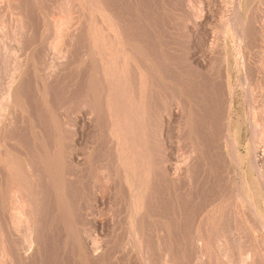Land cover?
I'll list each match as a JSON object with an SVG mask.
<instances>
[{
	"label": "rangeland",
	"instance_id": "374dc122",
	"mask_svg": "<svg viewBox=\"0 0 264 264\" xmlns=\"http://www.w3.org/2000/svg\"><path fill=\"white\" fill-rule=\"evenodd\" d=\"M37 1V2H36ZM55 1V2H54ZM69 2V7H73V11L74 12H78V13H73V17L75 18V20H79L77 21L76 26L80 29L79 35L78 37L75 39V41L73 42L72 48H71V53H70V59L72 61V63H68L73 64L74 65H67V67L65 68V70L61 71L60 73H57L55 77L56 79L54 80V82L52 83V85L50 86L47 85V91H48V96L46 95V97H42V95L40 94V88L38 85V81H40L39 77H41V71H39V69L41 70V68H43V66L46 64V62L49 60L50 61V57L52 58L51 55L46 56L45 53V47L43 46L45 44L44 41V34H45V30L47 29L48 26H52V24H48L50 23V21L52 23H54L55 20H53V18L55 19V17H62L63 12H64V7H67V2ZM76 1V0H75ZM74 0H20L19 1V6L22 4V6H20V10H15L12 11L13 9H9V6L6 2V0H4L3 5L6 7H1L0 9V36L3 38L1 39L0 37V45L2 43L1 46L3 47L2 50L5 51L6 53H4L2 50L1 52V58H0V73L3 76V83L7 84L9 82V80H11V70L12 67L14 66V64H18V63H26L28 64V68L26 69V71L23 73V75L21 76V78L18 80L17 84L18 87L16 89V93L18 94V96L20 97V102L21 105L23 107V113L22 114H18L16 116L17 119V123L12 127V129L7 130L4 133V136H6L8 139V143L9 145L7 146V148L9 150H11V153L13 154L12 157L14 159H22L23 156L25 155L24 153H30L31 149L34 150L39 148L38 146L35 145V143L38 145L40 144V152L43 153L41 155H45L49 157L54 156L55 154L58 156H61V166L63 168L62 173H64L66 175V177L64 178V193L63 195H59L56 198L52 197L51 195L52 192L48 189L49 185L46 184V182L44 183L46 186H44L43 184V188H47V193H45L44 197L47 198L48 194L50 193V198L53 199H49L51 201L48 200V198L45 199H40L39 200V204L40 207L42 208V210L44 211L41 215L40 218H42V224H44V227L42 225L40 231V235H46L45 239L42 240L43 243H41L42 247L40 254H38L37 256V260L35 259L34 261L30 262L29 264H142L144 262H142L141 260V255L139 250H137L136 247H132V245L130 244V236L131 234V227H132V213H131V202H132V195L130 192V188L129 186H126L127 182H124V178H121L119 176H115L116 173V166L115 165V160H110V159H114L113 157H116L115 155H117V153H115L113 150L115 148L114 146V142L110 136V129L111 125H110V119L109 117H107V115L105 116L106 112H101L99 114V120L97 119L98 123L95 125H92L93 119H95L96 115H93L92 118L90 117V113L89 111V107H85L82 108L83 110H80L82 106H80L78 104L83 105V103H86L89 106V103L86 102H93L94 100L99 104L100 101H102V98L95 99L92 100V96L91 94H83V92L85 91V89L87 88L86 85H88L87 83V75L86 72L90 71V66L88 65V67L86 66H82V59L86 57L87 53V49L89 52V47H88V43L89 41H91L92 36H89V30L91 28L94 27H98L101 22L100 18L98 17L97 13L95 15V12L90 11L88 8L85 9L84 11L79 7L80 6V1L77 0L75 2ZM85 1V0H83ZM82 4H86L87 2H83ZM102 6L107 10V12H109V14L112 16L113 20H116L115 23H119L122 35L124 37L125 40V45L130 47H134L136 46L135 49H133V53H134V57L136 58L135 60L137 61V65H138V70L139 72L141 71H145V74L147 76H149L150 78V85H149V94L148 97H145V104H147V107L149 108L147 113H146V122L149 126V134H150V138H151V148L153 150V158H154V162H156L157 164L154 163L155 166V171H154V177L152 179L151 182V188L149 190V197L146 201V208H145V214L144 217H140L143 218L140 219L142 220V224H143V235L144 237H147L146 239V245L148 246L149 249V254H147L148 256V262H150V264H159L160 262L162 264H165L166 262L164 260H166V253L169 252V255H171L172 257L169 259L172 262V264H185L187 261V263L189 264H193L194 261L196 263L197 260H194L197 258L198 254H196V258L194 256V254L196 253V248L195 246L191 245L192 243L188 244L189 240L188 238L184 237V233L187 234L186 232L190 231L191 228H193V226L197 223V221L201 218H209V223L211 220H213L215 218V216L211 219L209 217V213L207 210L210 209V204H212V202L215 204V202H217L216 204L221 205L222 206L224 204H226L227 202L229 205H225L227 206L226 208H228V211H226L224 209V212L227 214L224 215H219L221 216L220 219V223L219 220L214 219L217 221L218 224H220L218 226V229L216 230L217 232L219 231H224L227 230V227L230 225H233L234 221L233 219L231 220V218L228 219L229 215H231V213H229L230 209H232L233 207L231 206H236L238 203L236 202V200L232 199V193L235 190L234 185H232V180L236 181V183H241V179L244 180V176L246 175L248 178V180L250 181V183L252 184L251 186L255 188L256 190V194H255V205H256V211H257V221L256 216L252 215V208L251 207V203L249 204L250 201H245L243 200L242 202H246L245 204H241V207L239 208L240 210H238L237 215L239 214V217H237V220L240 221L237 222L239 224V227H241L240 224H242V226L246 227V230H249V227L247 228L248 224L250 226V228L252 230L251 233L253 236H247V238H251L249 241L247 240L246 237L245 240L243 242H245L246 245H242L243 246V252L241 250H235V248L233 249L234 254L231 255L233 256V258L229 257H220L219 262H218V256L216 257L215 255L213 256L214 258L210 257L209 254L205 255V257H200L199 254V258H201L200 264H232V260L234 259L236 263L237 262V256L239 258V256L241 255L240 253H245L247 252L246 249H249L250 247L252 248L255 244V246L253 248H257L260 250L263 249L262 251L264 252V237L261 235L263 231L260 229L261 227V223L258 225L257 223H259V221L261 222V218H264V192L261 191L262 188H259L260 183H258L259 181H257V178L255 179V174L252 170L249 169L248 162L245 159L246 155L248 153V149H250V144L253 142L252 141V137L254 136V132L252 131V122H251V116L252 114H250V105H248L249 101V93L246 92L244 90V84L245 81L247 84H249L252 89H253V94H252V107L256 108L255 111H260V106H263L264 104V84H262L264 81V0H197L198 2H203L202 4H198L197 1L191 0L192 4H196L195 6H198L197 9V14L199 12V16L197 17V19H193L190 20L192 22H189L187 27L185 28V20L187 19V10L186 7L182 8V6H185L184 1L182 0H173L172 2H175V5H173L172 2H170V0H98ZM180 1V5L177 4ZM194 1V2H193ZM221 1V2H220ZM3 0H0V4L2 5ZM23 2V3H21ZM25 2V3H24ZM33 2V3H32ZM71 2V4H70ZM177 2V3H176ZM196 2V3H195ZM206 2V3H205ZM234 2V3H233ZM262 2V3H261ZM30 3V4H29ZM61 5H60V4ZM64 3V4H63ZM73 3V5H72ZM78 3V5H77ZM170 3V4H169ZM48 4V5H47ZM55 4V5H54ZM106 4V5H105ZM115 4V5H114ZM135 4V5H133ZM214 4V5H213ZM217 4V5H216ZM235 4H237L235 6ZM242 4V5H241ZM257 4V5H256ZM2 5V6H3ZM24 5V6H23ZM59 5V6H58ZM72 5V6H71ZM76 5V6H75ZM133 5V6H132ZM205 7H203V6ZM207 5V6H206ZM242 6V8L240 6ZM260 5H262L260 7ZM31 6V7H30ZM33 6V7H32ZM58 6V8H57ZM64 6V7H63ZM75 6V7H74ZM80 8H78V7ZM106 6V7H105ZM111 8H110V7ZM176 6H181V7H176ZM237 9H241V15L242 17H244L243 19H245V21L248 23H246V25L249 27L245 26V32H249L248 34L250 36H248V34L246 35L247 37H249V41L248 42V38L247 43L246 44H250L252 43L253 47H255L253 49L250 48V50H248L250 46H252L249 44L245 47H241V51L242 54L239 55L238 54V50L240 49L239 47V43L238 41H234L231 40V35H229V31L231 30H227V34L226 37L224 36L225 34L223 33V22L224 21H228L230 20L232 16V13L234 15V12ZM46 9H45V8ZM60 7V8H59ZM62 7V8H61ZM78 9H77V8ZM109 7V8H108ZM172 7V8H170ZM5 8V9H4ZM22 8V9H21ZM28 8V9H27ZM33 8V10H32ZM35 8V9H34ZM75 8V10H74ZM123 8V9H122ZM177 8H182V9H177ZM208 8V9H207ZM257 8V9H256ZM3 9V10H2ZM31 9V10H29ZM37 9V10H36ZM58 9V10H56ZM62 13H61V11ZM185 9V10H183ZM201 9V10H200ZM204 9V10H203ZM233 9V10H232ZM235 9V10H234ZM5 10V11H4ZM36 10V13H34ZM81 10L84 12L81 13ZM177 10V11H176ZM181 10V11H179ZM182 10L184 12H182ZM243 10V11H242ZM4 11V12H3ZM17 11V12H16ZM23 13L21 16L23 17V21L25 22V25L27 26V32L28 33H24V39H23V43L21 42L19 44L20 47H18V43L14 40L15 36L18 37V33H19V29L17 26V19L18 17H20L18 15V12ZM24 11V12H23ZM174 11V12H173ZM176 11V12H175ZM225 11V12H223ZM6 12V13H5ZM10 12V13H9ZM13 12V13H12ZM19 12V13H20ZM40 12V13H39ZM56 12V13H55ZM59 12V13H58ZM113 12V13H112ZM173 12V13H172ZM180 14H179V13ZM186 12V13H185ZM232 12V13H231ZM255 12V13H254ZM9 13V14H8ZM88 15H87V14ZM133 13V14H132ZM135 13V14H134ZM176 13H178L179 15H177ZM183 13V14H182ZM216 13V14H215ZM261 13V15H259ZM3 14V15H2ZM13 14V16H12ZM77 14V15H75ZM127 14V15H126ZM173 14V15H172ZM247 14V15H246ZM251 14V15H250ZM254 14V15H253ZM5 15V16H4ZM15 15V16H14ZM37 15V16H36ZM46 15V16H45ZM84 15V16H83ZM177 15V16H176ZM186 15V16H185ZM226 15V16H225ZM259 15V16H258ZM27 16V18H26ZM30 16V17H29ZM78 16H81L78 18ZM85 16L90 17V19H87V17L85 18ZM128 16V18L126 17ZM132 16V17H131ZM174 16V18H173ZM262 16V17H261ZM3 17V18H2ZM5 17V19H4ZM7 17V18H6ZM12 17V18H11ZM25 17V19H24ZM32 17V19H30ZM37 17V18H36ZM44 18V20L42 18ZM50 20H48L47 19ZM119 17L120 21L117 19ZM123 17V18H122ZM181 20H180V18ZM184 17V18H182ZM186 17V18H185ZM200 17V19H199ZM222 17V18H221ZM228 17V18H227ZM230 17V18H229ZM253 17V18H252ZM260 17V18H258ZM9 18V20H8ZM95 18H97V20H95ZM178 20H177V19ZM251 18V19H250ZM7 19V20H6ZM38 19V22L36 21ZM57 19V18H56ZM86 19V20H85ZM177 21H181V22H176ZM184 19V20H183ZM259 19V20H258ZM4 20V21H3ZM11 20V21H10ZM15 20V21H14ZM49 22H48V21ZM53 20V21H52ZM84 22H83V21ZM100 20V22H99ZM124 22H123V21ZM130 20V21H129ZM134 20V21H133ZM200 21L199 24L197 23V21ZM206 20V21H205ZM261 20V21H260ZM27 21V22H26ZM35 22L34 23H32ZM42 21V22H41ZM46 21V22H45ZM82 21V22H81ZM92 21V23H91ZM131 21L133 22V24L131 23ZM136 21V22H135ZM183 21V22H182ZM195 21V23H194ZM223 21V22H221ZM6 22V23H5ZM29 22V23H28ZM37 22V23H36ZM40 22V23H39ZM97 22V23H96ZM221 22V23H220ZM250 22V23H249ZM4 23V25L2 24ZM9 23V24H8ZM15 23V24H14ZM28 23V24H27ZM39 23V24H38ZM86 23V24H85ZM92 25H91V24ZM121 23V24H120ZM181 23V24H178ZM184 23V25H183ZM263 23V24H262ZM8 24V25H7ZM12 24V25H11ZM31 24V25H30ZM44 26H43V25ZM89 24V25H88ZM99 24V25H98ZM130 24V25H129ZM135 24V25H134ZM191 24H195V28L194 26H192ZM199 26H198V25ZM15 25V27H14ZM170 25V26H169ZM184 27L183 32L180 30L179 28ZM201 25V26H200ZM258 25V26H257ZM3 26V27H2ZM31 26V28H30ZM41 28H40V27ZM43 26V27H42ZM124 26V27H123ZM188 26H192V27H188ZM196 26L198 28H196ZM203 26V27H202ZM7 27V28H6ZM34 27L35 28L34 30ZM91 27V28H90ZM132 27V28H131ZM142 27V28H141ZM173 27V28H172ZM176 27V28H175ZM206 27V28H205ZM248 29H247V28ZM14 28V29H13ZM16 28V29H15ZM82 28V29H81ZM175 28V29H174ZM191 28V30L189 29ZM9 29H11L9 31ZM31 29V31H30ZM37 29V30H36ZM41 29V30H39ZM131 29V30H130ZM134 29V30H132ZM194 29V30H193ZM206 29V30H205ZM250 29V30H249ZM13 30V31H12ZM16 30V31H15ZM87 30V31H86ZM125 30V31H124ZM175 30V31H174ZM180 30V31H178ZM211 30V31H210ZM248 30V31H246ZM259 30V31H258ZM4 31V32H3ZM6 31V32H5ZM8 31V32H7ZM18 31V32H17ZM35 31V32H34ZM130 31V32H129ZM137 31V32H136ZM140 31V32H139ZM187 31V32H186ZM209 31V32H208ZM253 31V32H252ZM255 31V32H254ZM12 32V33H11ZM16 32V33H13ZM31 32V33H30ZM36 32H39L37 35L34 34ZM142 32V33H141ZM192 32V33H190ZM196 32V33H194ZM200 32V33H199ZM203 32V33H202ZM217 32V33H216ZM260 32V33H259ZM130 33V35H129ZM171 33V34H170ZM185 33V34H183ZM204 35H202V34ZM8 34V35H7ZM10 34V35H9ZM15 36H12L14 35ZM41 34V35H39ZM175 34V35H174ZM194 34H196V37L193 36ZM255 38H254V36ZM4 35V36H3ZM33 35V36H32ZM130 37H129V36ZM192 35V36H191ZM200 35V36H199ZM218 35V40L216 38V36ZM229 35V36H228ZM252 35V36H251ZM263 35V36H262ZM8 36V37H7ZM37 36V37H36ZM38 36H41L38 38ZM87 36V38H85ZM133 36V37H132ZM172 36V37H171ZM203 36V37H202ZM207 36V37H206ZM257 36V37H256ZM129 37V38H128ZM140 37V38H139ZM251 37V38H250ZM260 37V38H259ZM263 37V38H262ZM6 38V39H5ZM30 38V39H29ZM34 38H37L38 40L41 38V40H39L40 42H38V40H36L38 43H36L35 40H33ZM84 40H83V39ZM128 38V39H127ZM134 38V39H131ZM192 38V39H191ZM195 38V39H194ZM226 38V40H225ZM262 38V39H261ZM11 41H10V40ZM26 39V40H25ZM136 39V41H135ZM202 39V40H201ZM214 39V40H213ZM260 39V40H259ZM25 40V42H24ZM81 40V41H78ZM87 40V41H86ZM142 40V41H141ZM189 42H188V41ZM195 40V41H194ZM198 40V41H197ZM217 40V41H216ZM231 40V41H230ZM7 41V42H6ZM31 41H34L31 43ZM85 41V42H84ZM202 41V42H201ZM210 41V42H209ZM214 41V42H213ZM225 41V43H224ZM253 41L256 43H253ZM12 42V43H11ZM42 42V43H41ZM79 42V43H78ZM81 42V43H80ZM130 42V43H129ZM133 42V43H132ZM145 42V43H144ZM191 42V43H190ZM194 42V43H193ZM199 42V43H198ZM219 42V43H218ZM246 42V41H245ZM27 43V44H25ZM31 43V44H30ZM76 43V45H75ZM129 43V44H127ZM212 44L213 47H211L210 45ZM218 43V45H217ZM222 43V44H221ZM238 43V44H237ZM260 43V44H259ZM8 44V45H7ZM23 44V45H22ZM33 44V45H32ZM202 44V45H201ZM215 44L217 46H215ZM263 46H262V45ZM4 45V46H3ZM29 45V46H28ZM32 45V46H31ZM35 45V46H34ZM44 51L42 50V47ZM80 45V46H79ZM191 45V46H190ZM223 45V46H222ZM237 45V46H236ZM256 45V46H254ZM0 46V47H1ZM76 46V47H74ZM88 48H87V47ZM144 46V47H143ZM219 46V47H218ZM5 47H8L6 50H9L11 53H13L14 58L10 57V60H6V63L3 61L4 60V55H10L11 53L5 50ZM10 47V48H9ZM27 47V48H26ZM33 47V50H32ZM40 48V50L42 51V53H40V50H38L37 48ZM78 47V48H77ZM209 47V49H208ZM237 47V48H236ZM260 47V48H259ZM12 48L14 49L12 50ZM79 49L80 51L78 52L77 49ZM188 48V49H187ZM190 48V49H189ZM203 50L199 51L200 49ZM218 48V49H217ZM236 48V49H235ZM259 48V49H258ZM11 49V50H10ZM26 49V50H25ZM36 50V55H38V57L40 58V60H42L43 64L41 63V61H37L36 60L39 58H37L35 55V50ZM85 49V50H84ZM212 49V50H211ZM215 49V50H213ZM217 49V50H216ZM238 49V50H237ZM246 49V50H245ZM263 49V50H262ZM182 50V51H181ZM192 50V52L190 51ZM196 50V51H195ZM207 50V51H206ZM211 50V51H210ZM221 50H223V54L221 52ZM227 50V51H226ZM13 51V52H12ZM19 51V52H18ZM32 51V52H31ZM82 51V53H81ZM84 51V52H83ZM191 53H190V52ZM210 51V52H208ZM28 52V53H27ZM74 52V53H73ZM187 52H189L187 54ZM196 52V54H195ZM203 54H202V53ZM207 52V53H206ZM212 52V53H211ZM215 52V53H214ZM218 52V53H217ZM221 54H220V53ZM245 52V53H244ZM257 52V53H256ZM263 54H262V53ZM18 53V54H17ZM27 53V54H26ZM30 53V54H29ZM43 56V54L45 55L44 57L39 56L40 54ZM80 53V54H79ZM86 53V54H85ZM187 55H192V56H197L198 57V63L203 65L205 68L207 65L213 63L212 67L215 65L216 67L213 68L212 71V67L209 69L208 74L207 71L204 73L202 72H197L195 69H193V75L191 74V70L187 71V68L185 67L186 63L184 62V58ZM199 53V54H198ZM201 53V54H200ZM207 55H206V54ZM225 53L227 54V56L225 55ZM174 54V55H173ZM195 54V55H193ZM213 56H211V55ZM217 54V55H216ZM24 55V56H23ZM206 55V56H204ZM219 55V57H218ZM246 55V56H245ZM255 55V56H253ZM257 55V56H256ZM21 56V58H20ZM26 56V57H25ZM27 56L29 57L27 59ZM85 56V57H82ZM200 56H202V58L200 59ZM217 56V57H216ZM223 59H222V57ZM244 56V57H243ZM24 57V58H23ZM36 57V59H35ZM46 57V58H45ZM49 57V58H48ZM206 57V58H205ZM209 57V58H208ZM217 59H216V58ZM227 57V58H226ZM235 57V58H234ZM256 57V58H255ZM35 60H34V59ZM44 58V60H43ZM234 58V59H233ZM238 58V59H237ZM247 60H246V59ZM259 58V59H257ZM262 58V59H261ZM12 59L14 60L12 62ZM21 59V60H20ZM25 59V61H23ZM48 59V60H47ZM79 59V60H77ZM139 59V60H138ZM220 61H219V60ZM262 60V61H257V60ZM21 62H20V61ZM35 62H34V61ZM76 60V61H75ZM194 62L197 60H195V58H193ZM217 60V61H216ZM243 60V61H242ZM250 60V61H249ZM253 60V61H252ZM256 60V62H255ZM11 61V62H10ZM75 61V62H73ZM200 61V62H199ZM210 61V62H209ZM248 61V62H247ZM39 62V66L38 65ZM195 62V63H196ZM225 62V63H224ZM245 62L247 63V65H245ZM262 62V63H260ZM23 63V64H24ZM36 63V64H35ZM96 64V61L94 62ZM219 63V64H218ZM222 63V64H221ZM229 63V64H228ZM233 63V64H232ZM242 63V64H241ZM256 63V64H254ZM31 69H30V65ZM81 64V66H79ZM251 64L250 68L248 67ZM40 65H43L40 67ZM220 65V66H218ZM225 65V66H224ZM228 65V66H226ZM245 65V66H244ZM232 66V67H231ZM247 66V67H246ZM4 67L8 68L9 73L7 75H4ZM33 67V68H32ZM40 67V68H39ZM80 67V68H79ZM83 67V68H82ZM217 67H219L217 69ZM224 67V69L222 68ZM228 67V68H227ZM75 68V69H74ZM85 68V69H84ZM89 68V69H88ZM252 68V69H251ZM33 69V72L31 71ZM83 71H82V70ZM87 69V70H86ZM228 69V70H227ZM249 70V74L248 71ZM256 69V70H255ZM29 70V71H28ZM185 70V71H184ZM215 75H212V72ZM214 70H216L217 72H215ZM254 70V71H253ZM85 71V73H84ZM232 71V72H231ZM254 73H253V72ZM257 74H256V72ZM259 71V72H258ZM30 74H29V73ZM82 72V73H81ZM190 72V73H189ZM195 72H197V74H195ZM211 72V75H210ZM227 72V73H226ZM231 72V73H230ZM252 72V74H251ZM67 73V74H66ZM198 73H200V77L197 76ZM220 73V75H219ZM73 74V75H72ZM77 74V75H76ZM85 75L86 79H82V75ZM191 74V75H190ZM203 74H205L204 76H202ZM221 74H225L224 76ZM257 76H255V75ZM263 74V75H262ZM29 75L33 76L32 78L29 77ZM66 75V76H65ZM207 75V77H206ZM220 77H218V76ZM253 75V76H252ZM79 76V77H76ZM175 76V77H174ZM228 76V77H227ZM248 76V77H247ZM250 76V77H249ZM262 76V77H261ZM24 77V79H23ZM27 77V78H26ZM69 77V78H68ZM84 77V78H85ZM215 77V79H214ZM217 77V78H216ZM226 79H225V78ZM245 77V78H244ZM254 77V78H253ZM38 78V79H37ZM66 78V79H64ZM76 78V79H74ZM193 78V79H192ZM194 78H199L198 81L197 79ZM208 78V80L206 79ZM224 78V79H223ZM246 78H248L247 80H252V81H247ZM260 78V79H259ZM34 79V80H33ZM61 79V80H60ZM64 79V80H63ZM204 79V80H203ZM206 79V80H205ZM216 82H214L213 80ZM218 79V80H217ZM235 79V80H234ZM244 79V80H243ZM253 79L255 80V82L253 81ZM24 82H23V81ZM84 80H86V84L84 82ZM186 80V81H185ZM196 80L198 81V83H196ZM225 80V81H224ZM233 80V81H232ZM243 80V82H242ZM33 81V82H32ZM59 81V82H58ZM64 81V82H63ZM75 81V82H74ZM81 81V82H80ZM184 81V82H183ZM204 81L203 85L201 84ZM209 81V82H208ZM80 82V83H79ZM83 82V83H82ZM135 82L139 85L140 80L137 79L135 80ZM193 82V83H192ZM213 82L215 84H213ZM224 82V83H223ZM23 83V84H22ZM68 83V84H67ZM225 84L226 86H224L223 84ZM244 83V84H243ZM257 88H256V86ZM258 83H261L258 84ZM21 84V85H20ZM60 84V86L57 87V85ZM73 84V85H72ZM83 84V85H81ZM167 84V85H166ZM198 84V85H196ZM213 84V85H212ZM220 86H219V85ZM243 84V85H242ZM56 85V86H55ZM66 85V86H64ZM209 85V86H208ZM212 85V86H211ZM217 85V87H216ZM254 85V86H253ZM262 86V88L260 86ZM37 86V87H36ZM89 86V85H88ZM178 86V87H177ZM195 86V87H193ZM203 86V87H202ZM223 86V88H222ZM229 86V87H228ZM56 87V88H55ZM169 87V88H168ZM183 87V88H182ZM221 87V88H220ZM36 88L38 89V91H36ZM54 88V89H53ZM60 88V89H59ZM179 88V89H177ZM182 88V89H181ZM203 88V89H201ZM208 88V89H207ZM214 88V89H213ZM219 88V89H218ZM232 89V95L234 97V103L233 106L230 108L229 104L230 102H227L229 100L228 97V91L229 89ZM53 89V91H52ZM73 89V90H72ZM76 89V90H74ZM182 90L179 91V90ZM198 89V90H196ZM201 89V91H200ZM205 89V90H204ZM213 89V90H212ZM218 89V90H217ZM256 89V90H255ZM263 91H262V90ZM72 90V92H71ZM79 90V91H78ZM174 91L176 93V96L174 92L171 93L169 91ZM203 90V91H202ZM220 90V91H219ZM68 91V92H67ZM78 91V92H77ZM82 92V96H81V92ZM198 91V92H197ZM212 91V92H210ZM215 91V92H213ZM224 93H221V92ZM78 94H76V93ZM80 92V93H79ZM181 93V95L179 93ZM184 92V93H183ZM204 92V93H203ZM221 94H219V93ZM52 93V94H51ZM199 93V94H198ZM206 93V95H205ZM216 93V94H215ZM248 93V94H247ZM75 94V95H74ZM185 94V95H184ZM190 94V95H189ZM201 94V95H200ZM211 94V96H210ZM224 94H227V97L224 96ZM255 94V96H254ZM263 94V95H262ZM64 95V96H63ZM77 95V96H76ZM181 97H180V96ZM200 95V96H199ZM205 95V96H204ZM209 95V96H207ZM258 95V96H257ZM41 96V97H40ZM52 96V97H51ZM90 96V97H89ZM172 96V97H170ZM177 98H176V97ZM196 96V97H195ZM198 96V97H197ZM208 98H207V97ZM217 96V97H216ZM263 96V97H261ZM76 97H78L77 99H75ZM84 97V98H83ZM169 97V98H168ZM188 97V98H187ZM191 97V98H190ZM214 97V98H213ZM220 97V99L218 98ZM225 97V98H224ZM247 97V98H246ZM37 98V99H36ZM51 98V99H50ZM58 98V99H57ZM179 99L180 101L182 100V102L186 105V111H185V119H187L189 121H184V128L186 126L185 129H187L185 132L183 131L184 128L182 127L183 130H180V132H177L174 127H167V117H166V110L167 107L170 103V101L172 99ZM194 98V99H193ZM196 98V99H195ZM200 98H203L200 100ZM213 98V99H212ZM216 98V99H215ZM71 99V100H70ZM75 99V100H74ZM84 99V100H82ZM167 99V100H166ZM198 99V100H197ZM209 99V100H208ZM213 101H212V100ZM224 102H218V100H221ZM224 99V100H223ZM228 99V100H227ZM254 99V100H253ZM258 99V100H256ZM262 99V100H261ZM50 100V101H49ZM185 100V101H184ZM206 102H205V101ZM211 100V101H210ZM68 101V102H67ZM71 101V102H70ZM79 101V102H78ZM210 105V102H212L210 108L208 107V103ZM249 101V102H248ZM254 101V102H253ZM262 101V102H261ZM61 102V103H60ZM64 102V103H63ZM67 102V104H66ZM95 102V103H96ZM198 102V103H197ZM226 102V103H225ZM62 103L64 104V108L62 106ZM60 104V105H59ZM204 104V105H203ZM207 104V105H206ZM221 104V105H220ZM255 104V105H254ZM262 104V105H261ZM46 105V106H45ZM59 105V107H58ZM66 105V106H65ZM62 106V107H60ZM75 106V108H74ZM188 106V107H187ZM193 106V107H192ZM242 106V107H241ZM56 107V108H55ZM200 107V108H199ZM221 107V108H220ZM225 109H223V108ZM227 107H229L230 109H227ZM260 109H259V108ZM48 108V109H47ZM58 108V112H63L64 114H62V112L60 113L61 115H59L58 113H56L54 111V109L57 111ZM63 108V109H62ZM69 109V114H67V110L65 109ZM216 108V109H213ZM220 108V110H219ZM258 108V109H257ZM52 109V110H51ZM61 109V110H60ZM193 109V110H192ZM212 109V110H211ZM232 109V110H231ZM249 109V110H248ZM80 110V112H79ZM87 110V111H86ZM191 110V111H190ZM211 110V111H209ZM215 110V112H214ZM218 110V111H216ZM225 110V112H224ZM227 110V111H226ZM82 111V112H81ZM203 111V112H202ZM207 111V112H206ZM248 111V112H247ZM49 112V113H48ZM53 112V113H52ZM74 112H76L74 114ZM84 112V113H83ZM209 112V113H208ZM219 114H218V113ZM222 112V113H221ZM227 112V113H226ZM261 112V111H260ZM259 112V115H260ZM80 113V114H79ZM105 113V114H104ZM237 113V114H236ZM252 113V111H251ZM54 114V115H52ZM188 114V115H186ZM211 114V115H210ZM214 114V115H213ZM223 114V116H222ZM248 114V116H247ZM57 115H59L60 118H62V120H60L59 117H57ZM67 115V116H64ZM103 115V116H102ZM203 115V116H202ZM217 115V116H216ZM11 115L8 114L6 116V120L9 121V117ZM54 116V117H53ZM56 116V117H55ZM64 116V117H62ZM216 116V117H215ZM218 116H222L220 117V121H219V117ZM90 119H89V118ZM94 117V118H93ZM102 117L104 118V124L102 123ZM190 117V118H189ZM210 117V118H209ZM213 117V118H212ZM224 117V118H223ZM53 118V119H52ZM56 118V119H55ZM59 118V119H58ZM194 118V119H193ZM198 118V119H197ZM218 119V120H214V119ZM48 119V120H46ZM65 119V120H63ZM89 119V120H88ZM239 119V120H238ZM40 120V121H39ZM52 120V121H51ZM59 120V121H58ZM86 120V121H85ZM107 120L109 122H107ZM213 120V122L211 121ZM224 120V121H223ZM51 121V122H50ZM58 121V122H57ZM62 121L66 124V123H70L71 124V128L69 127L70 124H66L68 125V127H63L62 126ZM66 121V122H65ZM68 121V122H67ZM238 121V122H237ZM46 122V124H44ZM165 122V123H164ZM220 122V123H219ZM228 124L226 125L225 124ZM228 122V123H227ZM230 122V123H229ZM38 123V124H37ZM42 123V124H41ZM57 123V124H56ZM107 123V124H106ZM239 123V124H238ZM41 124V125H40ZM102 124V126H101ZM162 124V126H161ZM192 124V125H191ZM201 124V125H200ZM207 124V126H206ZM214 124V127L213 125ZM250 124V125H249ZM49 125V126H48ZM59 125V126H58ZM85 125V126H84ZM108 126V127H104V126ZM177 125V124H176ZM191 125V128L189 127ZM218 125V126H217ZM220 125V126H219ZM62 126V127H61ZM75 126V127H74ZM91 126V128H90ZM197 126V127H196ZM223 126V127H221ZM236 126V127H235ZM44 127V128H43ZM60 127V128H58ZM74 127V128H73ZM188 127V128H187ZM195 127V128H194ZM200 129H199V128ZM217 127V128H216ZM222 129H220V128ZM231 127V128H228ZM47 128V129H46ZM76 128V129H75ZM85 128V129H84ZM105 128V129H104ZM168 128V129H166ZM171 128V129H170ZM219 128V129H218ZM64 131H63V130ZM71 129V130H70ZM109 131H108V130ZM175 130V131H171V130ZM211 129V130H210ZM225 129V130H224ZM228 129L230 131H228ZM53 130V131H52ZM60 130V131H59ZM108 133H107V131ZM169 130V132H168ZM195 130V131H194ZM55 131V132H54ZM92 131V132H91ZM183 131V132H181ZM213 131V132H212ZM223 132V134H221ZM241 131V132H240ZM253 134H252V132ZM54 132V133H53ZM64 134H63V133ZM95 132V133H94ZM104 132V133H103ZM174 132V133H173ZM188 132V134H187ZM196 132V133H195ZM200 132V134H199ZM218 132V133H217ZM229 132V133H228ZM36 133V135H34ZM39 133L41 135H39ZM59 135H57V134ZM74 133V134H73ZM83 133V134H82ZM178 133L183 134L181 136V139L179 141V143H181V147H182V151L178 152ZM211 133V134H210ZM216 133V134H214ZM220 133V134H219ZM46 134V135H45ZM94 134V135H93ZM106 134V135H104ZM218 134V135H217ZM240 134V135H239ZM90 135V136H89ZM108 135V136H107ZM213 135V136H212ZM220 135V136H219ZM230 135H233L230 136ZM252 135V136H251ZM43 138H41V137ZM47 136V137H46ZM52 136V137H51ZM61 136V138L59 139V137ZM65 136H67L65 138ZM75 136V138H74ZM99 136V138H98ZM218 136V137H217ZM227 136H230L229 138ZM51 137V138H50ZM63 137H64V141H63ZM169 137L171 139H169ZM173 137V138H172ZM175 137V138H174ZM217 139H216V138ZM220 137V138H219ZM223 137V139L221 138ZM38 138V139H37ZM177 138V139H176ZM194 138V139H193ZM198 138V139H197ZM200 138V139H199ZM202 138V139H201ZM228 138L230 139L232 142L234 140V142L237 143L238 147H239V154L238 157L240 160H245V164L243 165V170L242 172H240V174L242 175V177L239 174V169L236 168L235 165H231V167L228 168L229 164L228 160L226 161L225 159H227L226 155V149L222 148L224 146V140ZM233 138V139H232ZM242 138V139H241ZM251 138V139H250ZM256 137H253V139L255 140ZM42 139V140H41ZM46 139V140H45ZM56 139V141H55ZM59 139V141H58ZM93 139V140H92ZM205 139V140H203ZM214 139V140H213ZM32 140V141H31ZM76 140V141H75ZM87 140V141H86ZM91 142H90V141ZM96 140V141H94ZM108 140V141H107ZM110 140V141H109ZM45 141V142H43ZM55 141V142H53ZM61 141V142H60ZM113 143H112V142ZM172 141V142H171ZM252 141V142H251ZM49 142V143H48ZM73 142L75 144H73ZM94 142V143H93ZM210 142V143H209ZM219 142V143H218ZM255 142V141H254ZM45 143V145L43 144ZM72 143V144H71ZM85 143L87 144L85 146ZM113 145H112V144ZM175 143V145H174ZM177 143V145H176ZM222 145H221V144ZM250 143V144H249ZM15 144V145H14ZM32 144V145H31ZM94 144V145H93ZM104 144V145H103ZM106 144V145H105ZM173 144V145H172ZM198 144V145H197ZM200 144V145H199ZM43 145V146H42ZM59 145V146H58ZM166 145V146H165ZM170 145V147H169ZM206 145V146H205ZM209 145V146H208ZM217 145V146H216ZM254 145V144H253ZM12 146V148H11ZM34 146V147H33ZM36 146V147H35ZM54 146V149L52 148ZM59 148H58V147ZM77 146V147H76ZM114 146V147H113ZM165 146V147H164ZM191 146V147H190ZM205 146V147H204ZM103 147V148H102ZM173 147V148H172ZM177 149H175V148ZM208 147V148H207ZM210 147V148H209ZM68 148V149H67ZM75 148V149H74ZM91 148V149H90ZM191 148V149H190ZM206 148V149H205ZM215 148V149H214ZM220 150H219V149ZM15 149V150H14ZM45 151H44V150ZM49 151H48V150ZM78 149V150H77ZM85 149V150H84ZM105 149V150H104ZM192 149H194L196 151L195 157L194 159H192V179L189 182L188 180H185L181 183L178 184H172L169 179L165 176L162 175L163 172L161 170H159L160 168V164L158 162H160L161 160L165 159L164 157H168L174 164L178 163V161L181 158H185L184 156L190 152ZM223 149V151H222ZM253 149V148H251ZM48 152H47V151ZM61 152H58L57 151ZM97 150V151H96ZM175 150V151H174ZM177 150V151H176ZM190 150V151H188ZM199 150V151H198ZM210 150V153H209ZM212 150V151H211ZM225 150V151H224ZM38 151V149H37ZM56 151V153H55ZM77 151V152H76ZM155 151V152H154ZM166 151V152H165ZM39 152V151H38ZM45 152V153H44ZM87 152V154H85ZM158 152V154H157ZM178 152V153H176ZM184 152V153H183ZM219 152V154H218ZM225 152V154H224ZM72 154V158H70L69 155ZM96 153V154H95ZM155 153V154H154ZM183 153V154H182ZM222 153V154H221ZM231 153V152H230ZM40 154V153H39ZM85 154V155H84ZM99 154V155H98ZM106 154V155H105ZM166 154V155H165ZM179 154V155H178ZM182 154V155H181ZM206 154V155H205ZM89 155V156H88ZM97 155V156H96ZM101 155V157H100ZM172 155V156H171ZM178 159H177V157ZM210 155V157H209ZM222 155V156H221ZM78 156V157H77ZM94 156V157H93ZM171 156V157H170ZM223 156L225 158H223ZM84 157V158H83ZM96 157V158H95ZM103 157V158H102ZM112 157V158H111ZM220 157V158H219ZM242 157H244V159H242ZM77 158V159H76ZM101 158V159H100ZM202 158V159H201ZM213 158V159H210ZM71 159V160H69ZM73 159V160H72ZM81 159V161H79ZM84 159V160H83ZM86 159V160H85ZM88 159V161H87ZM225 161H223V160ZM76 160V161H75ZM93 160V161H92ZM97 160V162H96ZM102 160V161H100ZM159 160V161H157ZM194 160V161H193ZM218 160V161H216ZM72 161V162H71ZM79 161V163H78ZM106 161V162H105ZM112 161V162H111ZM183 161V160H182ZM182 161H179L180 163ZM75 162V163H74ZM88 162V163H86ZM162 162V161H161ZM160 162V163H161ZM202 162V163H201ZM227 162V163H224ZM73 163V165L71 164ZM97 163V164H96ZM114 163V165H113ZM212 163V165H211ZM222 165H221V164ZM64 167H63V165ZM74 164H79L80 166H78L80 168L77 169ZM216 164V165H215ZM219 164V165H218ZM225 164V165H224ZM70 165V166H69ZM82 165V166H81ZM94 165V166H93ZM110 165V166H108ZM221 165V166H220ZM74 166V167H73ZM99 166V167H98ZM220 166V167H219ZM225 166V167H223ZM227 166V168H226ZM85 167V171L83 172V168ZM90 167V168H88ZM98 167V168H97ZM107 167V168H106ZM110 167V168H109ZM113 167V168H112ZM217 170L215 172V170ZM101 168V169H100ZM104 168V169H103ZM112 168V169H111ZM199 168V169H198ZM204 168V169H203ZM208 168V169H207ZM233 168V169H232ZM109 169V170H108ZM115 169V170H113ZM194 169V170H193ZM210 169V170H209ZM224 169V170H222ZM227 169V170H226ZM231 169V170H230ZM79 170V172L77 171ZM89 170V171H88ZM108 170V171H107ZM200 170V171H199ZM205 170V171H203ZM209 171V173L207 171ZM219 170V171H218ZM234 170V171H232ZM237 172H236V171ZM67 171H69L67 173ZM73 171L75 172V174H73ZM100 171V172H99ZM228 171V172H227ZM231 171V173H230ZM72 173V175L77 176L76 181H75V177L74 179L73 176L72 178H69L67 175L69 173ZM88 172V173H87ZM111 172L113 175V179L115 177L114 183H110L107 182V178H106V173ZM162 174H161V173ZM198 172V173H197ZM208 174H207V173ZM211 172V173H210ZM214 172V173H213ZM221 172V173H220ZM223 172V173H222ZM114 173V174H113ZM157 173V174H156ZM214 176H212L213 174ZM247 173V174H246ZM250 173V174H249ZM161 174V175H160ZM210 174V175H209ZM216 174V175H215ZM223 174V175H222ZM238 174V175H236ZM84 175V176H83ZM206 175V176H205ZM232 175V176H231ZM254 175V176H253ZM195 176V179H194ZM199 176V178H198ZM235 176V179H234ZM245 176V177H246ZM250 176V177H249ZM68 177V178H67ZM84 177V178H82ZM92 177L96 178V179H92ZM117 177V178H116ZM162 177V178H161ZM209 177V178H208ZM213 179H212V178ZM223 177V178H222ZM227 177V179H226ZM237 177V178H236ZM82 178V179H81ZM205 178V179H204ZM241 178V179H240ZM71 181H69V180ZM81 179V180H80ZM90 179V180H89ZM118 179V180H117ZM165 179V180H164ZM198 181H197V180ZM237 179V180H236ZM240 179V181H239ZM74 180V181H72ZM88 180V181H87ZM92 180V183H91ZM195 180V181H193ZM211 180V181H210ZM90 181V182H89ZM215 181V182H214ZM225 181V182H224ZM229 181V182H228ZM70 182H72L71 184H69ZM74 182V183H73ZM78 182V183H77ZM77 183V184H76ZM105 183V184H104ZM119 183V184H118ZM203 183V185H202ZM214 183V184H213ZM254 183V184H253ZM82 184V185H81ZM92 184V185H91ZM95 186H94V185ZM117 184V185H116ZM125 184V185H124ZM196 184V185H195ZM224 184V185H223ZM99 185V186H98ZM109 185V186H108ZM112 185H114L112 187ZM116 185V186H115ZM206 185V186H205ZM208 185V186H207ZM258 185V186H257ZM105 186V187H104ZM126 187L125 189H123V187ZM189 186V187H188ZM233 186V187H232ZM68 187V189H67ZM111 187V188H110ZM122 187V188H121ZM128 187V188H127ZM223 187V188H222ZM78 188V190H77ZM80 188V189H79ZM104 188V189H103ZM183 188V189H182ZM205 188V189H204ZM211 188V189H210ZM227 188V189H226ZM76 189V191H74ZM109 189V190H108ZM123 189V190H122ZM130 190V192L127 191ZM221 189V190H220ZM226 190L224 192V190ZM259 189V190H258ZM73 190V191H72ZM81 190V191H80ZM97 190V191H96ZM105 190V191H104ZM194 190V191H193ZM209 190V191H208ZM228 190V191H227ZM233 190V191H231ZM254 190V191H255ZM46 191V190H44ZM69 191H71L69 193ZM79 191V193H78ZM94 191V192H93ZM100 193H99V192ZM110 191V192H109ZM117 191V193H116ZM123 191V192H122ZM125 191V192H124ZM211 191V192H210ZM224 193H223V192ZM231 191V192H229ZM74 194H73V193ZM98 192V193H96ZM186 194H185V193ZM222 192V193H221ZM260 192V193H259ZM262 192V193H261ZM3 193V192H2ZM0 192V203L2 202L3 205H0V226L1 228H3L4 230H6V218L7 217V209L9 207V204L6 203V201L3 198V195ZM83 193V194H82ZM130 193V194H129ZM227 193V195H226ZM72 194V195H71ZM77 194V195H76ZM88 194V195H87ZM113 194V196H112ZM119 194V195H117ZM127 194V195H126ZM230 194V195H229ZM47 195V196H46ZM71 195V196H70ZM210 195V196H209ZM214 195H218V198L220 196V201H218L217 196L214 197ZM98 196V197H97ZM193 196V197H192ZM208 196V197H207ZM213 196V198H212ZM225 196L226 199H224L226 202H221L222 201V197ZM258 196V197H257ZM262 196V197H261ZM83 197V198H82ZM118 197V198H117ZM129 197V198H128ZM131 197V198H130ZM228 197V198H227ZM3 198V201H2ZM98 198V199H97ZM151 198V199H150ZM176 198V200H175ZM212 198V199H211ZM55 199V202H54ZM72 199V200H71ZM81 201H80V200ZM128 199V200H127ZM173 199V200H172ZM211 199V201H210ZM232 199V200H229ZM43 200V201H42ZM100 200V201H99ZM118 200V201H117ZM131 200V202H130ZM184 200V201H183ZM205 200V201H204ZM209 200V201H208ZM213 200V201H212ZM217 200V201H216ZM88 201V202H87ZM92 201V202H91ZM112 201V202H111ZM5 202V203H4ZM62 202H66V212L63 211L61 205ZM76 202V203H75ZM111 202V203H110ZM117 202V203H116ZM207 202V204H206ZM1 203V204H2ZM70 203V204H69ZM84 203V204H83ZM185 203V205L183 204ZM193 203V204H192ZM224 203V204H223ZM90 204V205H89ZM111 204V205H110ZM119 204V205H118ZM195 204V205H194ZM204 205V207H202V205ZM210 206H209V205ZM212 204V205H214ZM45 205V206H43ZM55 205V206H54ZM56 205H58L56 207ZM69 205V206H68ZM71 205V206H70ZM73 205V207H72ZM75 205V206H74ZM95 205V206H94ZM182 205V207H181ZM54 206V207H52ZM77 206V207H76ZM85 206V207H84ZM111 206V207H110ZM123 206V207H122ZM185 206V207H184ZM208 208H207V207ZM222 206H219L220 208ZM230 206V208H229ZM245 206V207H244ZM248 206H250L251 208H248ZM49 207V208H48ZM55 207L57 208V210H55ZM76 207V209H74ZM113 207V208H112ZM115 207V208H114ZM177 207V208H176ZM218 207V209H220ZM237 207V206H236ZM242 207L246 208V209H242ZM258 207V208H257ZM2 208V209H1ZM45 210H44V209ZM48 208V209H47ZM52 208V209H50ZM54 208V209H53ZM93 208V209H92ZM205 208V209H203ZM4 209V210H3ZM6 209V210H5ZM71 209V210H70ZM79 209V210H78ZM88 209V210H87ZM97 209V210H96ZM126 209V210H125ZM242 209V210H241ZM249 209V210H248ZM48 210H51L50 212ZM92 210V211H91ZM115 210V212L113 213V211ZM179 210V212H178ZM186 212H185V211ZM191 210V211H190ZM194 210V211H193ZM247 210V211H246ZM251 212H248L250 211ZM48 211V212H47ZM55 211V212H53ZM57 211V212H56ZM61 215V213H63ZM130 211V212H129ZM195 211H198V215L195 213ZM203 211L204 215H203ZM237 211V210H236ZM242 213H240V212ZM77 214H76V213ZM125 212V213H124ZM174 212V213H173ZM185 212V214L183 213ZM231 212V211H230ZM260 212V213H259ZM49 217H48V215ZM51 213V214H50ZM86 215H85V214ZM100 213V214H99ZM206 213H208L209 215H206ZM251 215H249V214ZM46 214V215H45ZM53 214V215H52ZM91 214V215H90ZM113 214V216H112ZM131 214V216H130ZM167 214V215H166ZM174 214V215H173ZM180 214V215H179ZM189 214V215H188ZM222 214V213H221ZM43 215L45 216L43 218ZM72 215V216H71ZM79 215V216H78ZM82 215V216H81ZM128 215V216H127ZM179 215V216H177ZM184 215V216H183ZM188 215V216H186ZM203 215V216H202ZM218 215V214H217ZM243 219H242V217ZM247 215V216H246ZM260 215V216H259ZM47 216V217H46ZM51 216V217H50ZM63 216V217H61ZM76 216H78L76 218ZM109 216V217H108ZM147 216V218H146ZM181 216V217H180ZM186 216V217H185ZM191 216V217H190ZM198 218H197V217ZM200 216V217H199ZM208 216V217H207ZM224 216V217H223ZM68 221H65V219ZM81 217V218H80ZM227 217V218H225ZM245 217V218H244ZM247 217V219H246ZM251 217V218H249ZM255 217V219L253 218ZM259 217V218H258ZM47 218V219H46ZM53 218V219H52ZM73 218V219H72ZM94 218V219H93ZM185 220H184V219ZM193 218V219H192ZM233 218V217H232ZM250 220H249V219ZM58 219V220H57ZM64 219V220H63ZM121 219V220H120ZM130 219H131V224H130ZM188 219V220H187ZM198 219V220H197ZM45 220V222H44ZM73 225H75V227H73ZM80 220V222H79ZM89 220V221H88ZM100 220V221H99ZM103 220V221H102ZM123 220V221H122ZM193 220V221H192ZM197 220V221H196ZM241 220H244L241 222ZM253 220V221H252ZM255 220V222H254ZM47 221V222H46ZM61 223H59V222ZM78 221V222H77ZM97 221V222H96ZM102 221V222H101ZM183 221V223H182ZM208 221V220H207ZM230 221V222H229ZM246 221V223H245ZM109 224H106V223ZM117 222V224L115 223ZM215 222V221H214ZM229 222V223H228ZM241 222V223H240ZM254 222V223H251ZM50 223V224H49ZM82 223V224H81ZM104 223V224H103ZM114 226H111V224ZM180 223V224H179ZM190 223V226H189ZM208 223V222H207ZM207 223L204 225L206 226ZM212 223V221H211ZM222 223V224H221ZM227 223V224H226ZM250 223L254 226H251ZM57 224V226H56ZM145 224V225H144ZM149 224V225H148ZM178 224V225H177ZM188 224V226H186ZM226 226H225V225ZM55 225V226H54ZM87 225V226H86ZM103 225V226H102ZM184 225V226H183ZM67 226V227H66ZM84 226V227H83ZM96 226V227H94ZM111 226V228L108 229V227ZM145 226V227H144ZM174 226V227H173ZM186 226V227H185ZM69 227V230H68ZM107 229H106V228ZM118 227V228H117ZM152 227V228H151ZM190 227V228H189ZM72 228V229H71ZM77 228V229H75ZM84 228V229H83ZM149 228V229H148ZM207 228V227H206ZM205 228V229H206ZM242 228V227H241ZM256 228V229H255ZM258 228V229H257ZM81 229L83 232V236L86 237L89 232L92 233V235H90V237L92 238H99L97 236H101L103 238H99L100 241L101 239H105L107 238L108 241L103 242L101 241L102 247L103 248V254H99L98 257H95V260H92L93 257L90 254H85L81 246V244L84 242L83 236L81 235ZM95 229H98L95 230ZM103 231L101 233V230ZM148 231H147V230ZM153 229V230H152ZM168 229V230H167ZM176 229V230H175ZM180 229V230H179ZM183 229V230H181ZM187 229V230H186ZM190 229V230H189ZM57 230V231H56ZM72 230V231H70ZM76 230V231H75ZM80 230V231H79ZM89 232H88V231ZM105 230V232H104ZM113 230V232H112ZM123 230V231H122ZM150 230V231H149ZM164 230V231H163ZM174 230V231H173ZM247 230V232H248ZM259 230V231H258ZM261 230V231H260ZM49 231V232H48ZM59 231V232H58ZM70 234V237H66V234L68 233ZM93 231V232H92ZM128 231V232H127ZM176 231V233H174ZM61 232H64L61 233ZM81 232V233H80ZM108 232V234L106 233ZM111 232V233H110ZM183 232V233H182ZM260 232V233H258ZM55 233V234H54ZM57 233V234H56ZM66 233V234H65ZM73 233V235H72ZM79 234L78 236L76 235ZM87 234L86 236L84 235ZM97 233V234H96ZM99 233V234H98ZM155 233V234H154ZM174 233V234H173ZM258 233V234H257ZM62 234V236H61ZM94 234V235H93ZM101 234V235H100ZM108 236H107V235ZM176 234H179V236H174ZM211 233H208V235ZM261 234V235H259ZM41 237H44V236ZM57 235V236H56ZM105 235L107 236L105 238ZM125 235V236H124ZM152 235V236H151ZM257 237H256V236ZM49 236V237H48ZM61 236V238L59 237ZM73 236V237H72ZM110 236V237H109ZM113 236V237H112ZM63 237V238H62ZM65 237V238H64ZM79 237V239H78ZM150 237V238H149ZM156 237V239H155ZM179 237V239H178ZM253 237L255 239H253ZM52 238V239H51ZM58 238V239H57ZM185 238V239H184ZM76 239V240H75ZM78 239V240H77ZM110 239V240H109ZM187 239V240H186ZM257 239V240H256ZM62 242H61V241ZM72 240H75V242H73ZM112 240V242H111ZM123 240V241H122ZM149 240V243H148ZM175 240V241H174ZM182 240V242H181ZM260 240V241H258ZM123 243H122V242ZM152 241V242H151ZM157 241V242H156ZM185 241V242H184ZM229 239L227 240L228 245L233 248L234 245H232L233 243L230 241ZM252 241V243H251ZM254 241V242H253ZM256 241V242H255ZM107 242V243H106ZM109 242V243H108ZM162 242V244H161ZM188 242V243H187ZM259 244H258V243ZM263 242V243H262ZM50 243V244H49ZM67 243V244H66ZM182 243V244H181ZM231 243V244H230ZM47 244V245H46ZM49 244V245H48ZM53 244V245H52ZM64 244V245H63ZM119 244V245H118ZM129 246H128V245ZM150 244V246H149ZM153 244V245H152ZM184 244V245H183ZM188 244V247H187ZM70 245V246H69ZM106 245V246H105ZM152 245V246H151ZM181 245V246H180ZM251 245V246H250ZM262 245V246H260ZM44 246V247H43ZM49 246V248L47 249V247ZM57 246V247H56ZM65 246V247H64ZM121 246V247H120ZM180 248H179V247ZM233 246V247H232ZM236 246H238V244L236 243ZM248 246V247H247ZM111 247V248H110ZM190 247H192V249H190ZM46 248V249H45ZM63 248V249H62ZM68 248L70 250H68ZM125 248V249H124ZM134 248V250H133ZM170 248V249H169ZM188 248V250H186ZM194 248V249H193ZM53 249V250H52ZM77 249V251H76ZM79 249V250H78ZM111 249V250H110ZM122 249V250H121ZM238 249V248H237ZM44 250V251H43ZM46 250V251H45ZM50 250V251H49ZM58 250V252H57ZM68 250V251H67ZM74 250V252L72 251ZM117 254H116V252ZM169 250V251H168ZM193 250V251H191ZM235 250V251H234ZM245 250V251H244ZM55 251V252H54ZM114 251V252H113ZM166 251V253L164 252ZM175 251V252H174ZM187 251V252H186ZM189 251V252H188ZM191 251V252H190ZM241 251V252H240ZM45 252V253H44ZM67 252V253H65ZM70 252V255L69 253ZM72 252V253H71ZM112 252V253H111ZM152 252V253H151ZM156 252V253H155ZM48 253V254H47ZM52 253V255L50 254ZM59 253V254H58ZM62 253V254H61ZM76 256H75V254ZM115 253V254H114ZM129 253V254H128ZM191 253V254H190ZM47 254L49 260H52V256H53V260L49 262V260L47 259V256H45ZM73 254V255H72ZM108 254V255H107ZM128 254V255H127ZM152 254V255H151ZM165 254V256H164ZM178 256H176V255ZM187 254V255H186ZM236 254V255H235ZM240 254V255H237ZM51 255V256H50ZM67 255V256H66ZM83 255V256H82ZM89 255V256H88ZM104 255V256H103ZM71 256V258H70ZM74 256V257H73ZM106 256V257H105ZM127 256V257H126ZM138 256V257H137ZM186 256V257H185ZM90 257V258H89ZM111 259H110V258ZM114 257V259H113ZM137 257V258H136ZM179 257V258H177ZM191 259H190V258ZM193 257V258H192ZM70 258V259H69ZM152 258V259H150ZM173 258V259H172ZM189 258V259H188ZM212 258V259H211ZM217 258V259H216ZM229 258V259H227ZM42 259H46V260H42ZM59 259V260H58ZM65 259V260H64ZM91 259V260H90ZM109 259V260H108ZM122 259V260H121ZM162 259V260H161ZM164 259V260H163ZM180 259V260H179ZM204 259V260H203ZM217 260L216 261L214 260ZM42 260V261H41ZM48 260V261H47ZM63 260V262H62ZM73 260L72 263H69ZM124 260V261H123ZM159 260V261H158ZM190 260V261H189ZM194 260V261H193ZM221 260V261H220ZM40 263H39V262ZM47 261V262H45ZM69 261V262H68ZM84 261V262H83ZM101 261V262H100ZM192 261V262H191ZM38 262V263H37ZM56 262V263H55ZM68 262V263H67ZM92 262V263H91ZM135 262V263H134ZM156 262V263H155ZM165 262V263H164ZM213 262V263H212ZM160 263V264H161ZM186 263V264H187ZM194 263V264H195ZM17 264V263H16ZM259 264V262H258Z\"/></svg>",
	"mask_w": 264,
	"mask_h": 264
},
{
	"label": "bare ground",
	"instance_id": "6f19581e",
	"mask_svg": "<svg viewBox=\"0 0 264 264\" xmlns=\"http://www.w3.org/2000/svg\"><path fill=\"white\" fill-rule=\"evenodd\" d=\"M2 1V0H1ZM19 1L20 0H6V2H7V4H8V6H9V9H13L12 11H14V13H15V10L14 9H18V10H20V6H22V4L19 6ZM22 1V0H21ZM24 1V0H23ZM58 1V0H57ZM61 1V0H60ZM71 1V0H70ZM75 1V0H74ZM77 1V0H76ZM75 1V2H76ZM80 1V6L78 5V3H77V5L84 11L85 9H89L90 11H93V12H95V15H96V13H97V15H98V17L100 18V20H101V22H100V20H99V22H100V24L101 25H99L98 27H94L93 26V28H91L88 32H89V36H92V39H91V41H89V43H88V47H89V52H87L88 51V49H87V51H86V53H87V55H86V57L85 56H82V57H85V58H83L82 59V66H85V68H86V66L88 67V65L90 66V71H89V73H88V71L86 72V75H87V83H88V85H86L87 86V88L85 89V91L83 92V94L85 93V94H91V96H92V100H94V98L95 99H98V97L99 98H102V101H100V103L98 104L95 100L93 101V102H89V101H87L86 100V102H88L89 103V106L86 104V103H83V105H81V104H78L79 105V108H80V106H82L81 107V109L80 110H83L84 111V109H82V108H85V107H89L88 109H89V113L91 114L90 115V117L92 118V116L93 115H96V117H95V119H93V121H95V122H92V125H94V123H95V125L98 123V121H97V119L99 120V114L103 111V112H106V114H105V116L107 115V117H109V119H110V125H111V128H108V129H110V136H111V138H112V140H113V144H114V146H115V148L113 149V150H115L114 152L115 153H117V155H115V156H117L116 157V159H115V157H113L114 159H110V160H115L116 162H115V165H114V163H113V165L114 166H116V172H114V173H116L115 174V176H119L120 177V175H121V178H124L123 180H124V182L127 184L126 186H129V188H130V190H131V192H130V190H128L127 189V191L128 192H130L132 195H129V196H132V202H131V200H130V202H131V204H130V206H131V213H132V216H131V214H130V216L132 217L131 219H132V227H131V236H130V244L132 245V247H136L137 248V250H139V252H140V254H142L141 255V260H142V262H144V263H142V264H150V262H148L149 260V258H148V256H147V254H149V249L150 248H148V246L145 244L147 241V237H144V235H143V224H142V220H143V218H140V217H144V215H147L148 216V214H145V208L147 207L146 206V201H147V199H148V197H149V190H150V188H151V182H152V179H153V177H154V171H155V166H154V163L155 164H157L156 162H154V158H153V150H152V148H151V138H150V134H149V126H148V124H147V122H146V113H147V111H148V107H147V104H145V97H148V94H149V92H150V88H149V85H150V78H149V76H147L146 74H145V71L143 72V71H141V72H139V70H138V65H137V61L135 60L136 58L134 57V53H133V49H135L136 48V46H134V47H131V44H130V47H128V46H126L125 44V40H124V37H123V35H122V32H121V29H120V26H119V23H115L116 22V20H113V18H112V16L109 14V12H107V10L102 6V4L98 1V0H85L87 3L86 4H82V1L83 0H79ZM85 1H83V2H85ZM124 1V0H123ZM126 1V0H125ZM173 0H170V2H172ZM182 1V0H181ZM184 1V0H183ZM194 1H197V0H194ZM193 1V2H194ZM199 1V0H198ZM197 1V2H198ZM201 1V0H200ZM227 1V0H226ZM229 1V0H228ZM236 1V0H235ZM260 1V0H259ZM5 2V3H6ZM37 2V1H36ZM55 2V1H54ZM62 2H63V0H62ZM64 2H65V0H64ZM67 2V1H66ZM203 2H204V0H203ZM203 2H198V4L200 3V4H202ZM221 2V1H220ZM2 3V5H3V3H4V0H3V2H1ZM4 3V4H5ZM21 3H23V2H21ZM25 3V2H24ZM33 3V2H32ZM173 3V5H175V2H172ZM177 3V2H176ZM196 3V2H195ZM206 3V2H205ZM234 3V2H233ZM262 3V2H261ZM264 3V2H263ZM30 4V3H29ZM60 4V3H59ZM64 4V3H63ZM70 4H71V2H70ZM170 4V3H169ZM177 4H179L180 5V1H179V3H177ZM184 4H185V6H182V8L184 7H186V10H187V14H188V16H187V19L185 20V28L187 27V25H188V23L189 22H192V21H190V20H193V19H197V17L199 16L198 14H199V12H198V14H197V9H198V6H195V5H197V3L194 5V4H192V2H191V0H185L184 1ZM1 4H0V6L1 7H5L4 5L2 6ZM48 5V4H47ZM55 5V4H54ZM61 5V4H60ZM69 5V2H67V7L65 6H63L65 9H64V12H63V15H62V17L60 16V17H55V19L53 18V20H55L54 21V23H52L49 19H48V17H47V19L50 21V23H48V24H52V26H48L47 27V29L45 30L46 32H45V34L43 35L44 36V41H45V44L43 45L45 48V53H46V56H48V55H51L52 56V58L50 57V61L48 60L47 62H46V64L43 66V65H40V67L41 66H43V68H41V70L39 69V71H41V77H39L40 79V81H38V85H39V88H40V91H41V95H42V97H46V95L48 96L49 94H48V91H47V85H49L50 83V86L52 85V83L54 82V80L56 79L55 77H58V76H56L57 75V73H60L61 71H63V70H65V68L67 67V65H69L68 63H72V61H71V59H70V62H68L69 61V58H70V53H71V48H72V45H73V42L75 41V39L78 37V35H79V32H80V29L76 26V24H77V21H79L78 19L77 20H75V18H76V16H75V18L73 17V13H78V12H74L73 11V7H69L68 6ZM72 5H73V3H72ZM71 5V6H72ZM106 5V4H105ZM115 5V4H114ZM133 5H135V4H133ZM132 5V6H133ZM214 5V4H213ZM217 5V4H216ZM237 4H235V6H236ZM242 5V4H241ZM257 5V4H256ZM24 6V5H23ZM59 6V5H58ZM58 6H57V8H58ZM76 6V5H75ZM74 6V7H75ZM77 6V7H78ZM203 6V5H202ZM207 6V5H206ZM234 6V8H236V11L234 12V15H233V13H232V16L233 17H229L230 18V20H228V21H221V22H223V33L225 34H227V32L229 31V30H231V31H229L230 33H229V35H231V40H234V41H238V45H239V47H240V49L238 50L239 52H238V54L239 55H241L242 54V51H241V47H244V45H245V43H247V38H248V42L249 41H251V40H249V37H247L246 35L249 33V32H245V26H247L246 25V21H245V19H243L244 17H242V15H241V9H239L240 7L242 8V6H240L238 9H237V7H235ZM262 5H260V7H261ZM1 7H0V9H1ZM31 7V6H30ZM33 7V6H32ZM76 7V8H77ZM78 7V8H79ZM106 7V6H105ZM110 7V6H109ZM108 7V8H109ZM176 7H181V6H176ZM204 7V6H203ZM6 8V7H5ZM4 8V9H5ZM45 8V7H44ZM60 8V7H59ZM62 8V7H61ZM77 8V9H78ZM79 8V9H80ZM111 8V7H110ZM170 8H172V7H170ZM182 8H177V9H182ZM205 8V7H204ZM22 9V8H21ZM28 9V8H27ZM35 9V8H34ZM46 9V8H45ZM123 9V8H122ZM208 9V8H207ZM257 9V8H256ZM3 10V9H2ZM29 10H31V9H29ZM32 10H33V8H32ZM37 10V9H36ZM36 10H35V12L34 13H36ZM56 10H58V9H56ZM74 10H75V8H74ZM81 10V13L83 12ZM183 10H185V9H183ZM182 10V12H184ZM201 10V9H200ZM204 10V9H203ZM233 10V9H232ZM235 10V9H234ZM5 11V10H4ZM3 11V12H4ZM60 11H61V9H60ZM76 11V10H75ZM177 11V10H176ZM175 11V12H176ZM179 11H181V10H179ZM243 11V10H242ZM1 12V11H0ZM17 12V11H16ZM20 12V11H19ZM18 12V15L20 16V17H18V19H17V26H18V29H19V33H18V37H16L15 36V34L14 35H12V36H15L14 38V40L18 43L17 45H18V47H20L19 46V44L22 42L23 43V39H24V37L25 36H27V35H25L24 36V33H28L26 30H27V26L25 25V22L22 20L23 19V17L21 16L23 13H19ZM24 12V11H23ZM174 12V11H173ZM172 12V13H173ZM223 12H225V11H223ZM264 12V11H263ZM6 13V12H5ZM10 13V12H9ZM8 13V14H9ZM13 13V12H12ZM40 13V12H39ZM56 13V12H55ZM59 13V12H58ZM61 13H62V11H61ZM84 13V12H83ZM82 13V14H83ZM113 13V12H112ZM179 13V12H178ZM178 13H176L177 15H179ZM186 13V12H185ZM255 13V12H254ZM87 14V13H86ZM133 14V13H132ZM135 14V13H134ZM183 14V13H182ZM216 14V13H215ZM3 15V14H2ZM75 15H77V14H75ZM88 15V14H87ZM127 15V14H126ZM173 15V14H172ZM176 15V16H177ZM247 15V14H246ZM251 15V14H250ZM254 15V14H253ZM259 15H261V13L259 14ZM258 15V16H259ZM5 16V15H4ZM12 16H13V14H12ZM15 16V15H14ZM37 16V15H36ZM46 16V15H45ZM84 16V15H83ZM186 16V15H185ZM226 16V15H225ZM1 17V16H0ZM30 17V16H29ZM79 17H81V16H78V18ZM87 16H85V18H86ZM127 18H128V16H126ZM132 17V16H131ZM262 17V16H261ZM3 18V17H2ZM7 18V17H6ZM12 18V17H11ZM26 18H27V16H26ZM37 18V17H36ZM42 18V17H41ZM57 18V19H56ZM123 18V17H122ZM173 18H174V16H173ZM180 18V17H179ZM182 18H184V17H182ZM186 18V17H185ZM222 18V17H221ZM228 18V17H227ZM253 18V17H252ZM258 18H260V17H258ZM4 19H5V17H4ZM24 19H25V17H24ZM30 19H32V17L30 18ZM43 20H44V18H42ZM80 19V18H79ZM87 19H90V17H87ZM119 21H120V19H119V17L117 18ZM177 19V18H176ZM175 19V20H176ZM199 19H200V17H199ZM251 19V18H250ZM1 20V19H0ZM7 20V19H6ZM8 20H9V18H8ZM47 20V21H48ZM52 20V21H53ZM86 20V19H85ZM95 20H97V18H95ZM178 20V19H177ZM176 20V22H181V21H177ZM180 20H181V18H180ZM184 20V19H183ZM259 20V19H258ZM4 21V20H3ZM11 21V20H10ZM15 21V20H14ZM37 22H38V19L36 20ZM48 21V22H49ZM83 21V20H82ZM81 21V22H82ZM115 21V22H114ZM123 21V20H122ZM130 21V20H129ZM134 21V20H133ZM201 21V20H200ZM199 20L197 21V23L199 24V22H200ZM206 21V20H205ZM261 21V20H260ZM1 22V21H0ZM27 22V21H26ZM36 22V23H37ZM42 22V21H41ZM46 22V21H45ZM84 22V21H83ZM124 22V21H123ZM136 22V21H135ZM183 22V21H182ZM220 22V23H221ZM6 23V22H5ZM29 23V22H28ZM27 23V24H28ZM32 23H34L35 24V22H33L32 21ZM40 23V22H39ZM38 23V24H39ZM91 23H92V21H91ZM90 23V24H91ZM97 23V22H96ZM131 23L133 24V22L131 21ZM184 23H183V25H184ZM194 23H195V21H194ZM250 23V22H249ZM264 23V22H263ZM262 23V24H263ZM3 25H4V23H2ZM9 24V23H8ZM7 24V25H8ZM15 24V23H14ZM86 24V23H85ZM121 24V23H120ZM178 24H181V23H178ZM197 24V25H198ZM248 24V23H247ZM12 25V24H11ZM31 25V24H30ZM43 25V24H42ZM45 25V24H44ZM43 25V26H44ZM89 25V24H88ZM92 25V24H91ZM130 25V24H129ZM135 25V24H134ZM182 25V24H181ZM192 26H194L193 24H191ZM250 25V24H249ZM249 25L247 26V27H249ZM42 26V27H43ZM170 26V25H169ZM192 26H188V27H192ZM199 26V25H198ZM201 26V25H200ZM258 26V25H257ZM3 27V26H2ZM4 27H5V25H4ZM14 27H15V25H14ZM40 27V26H39ZM124 27V26H123ZM203 27V26H202ZM246 27V28H247ZM7 28V27H6ZM30 28H31V26H30ZM35 28H37V27H34V30H35ZM41 28V27H40ZM132 28V27H131ZM142 28V27H141ZM173 28V27H172ZM176 28V27H175ZM174 28V29H175ZM179 28H180V25H179ZM184 28V27H183ZM182 27L180 28V30L181 29H183ZM193 28V27H192ZM194 28H195V26H194ZM196 28H198L197 26H196ZM206 28V27H205ZM1 29V28H0ZM14 29V28H13ZM16 29V28H15ZM82 29V28H81ZM190 30H191V28H189ZM248 29V28H247ZM2 30V29H1ZM11 29H9V31H10ZM37 30V29H36ZM39 30H41V29H39ZM131 30V29H130ZM132 30H134V29H132ZM180 30H178V31H180ZM183 30H185V29H183ZM183 30H181L182 32H183ZM194 30V29H193ZM206 30V29H205ZM228 30V31H227ZM250 30V29H249ZM13 31V30H12ZM16 31V30H15ZM30 31H31V29H30ZM87 31V30H86ZM125 31V30H124ZM175 31V30H174ZM211 31V30H210ZM246 31H248V30H246ZM259 31V30H258ZM4 32V31H3ZM6 32V31H5ZM8 32V31H7ZM18 32V31H17ZM35 32V31H34ZM130 32V31H129ZM137 32V31H136ZM140 32V31H139ZM187 32V31H186ZM209 32V31H208ZM253 32V31H252ZM255 32V31H254ZM12 33V32H11ZM13 33H16V32H13ZM31 33V32H30ZM39 32H36V33H34V34H38ZM142 33V32H141ZM190 33H192V32H190ZM194 33H196V32H194ZM200 33V32H199ZM203 33V32H202ZM201 33V34H202ZM217 33V32H216ZM260 33V32H259ZM171 34V33H170ZM183 34H185V33H183ZM226 34L224 35L225 37H226ZM8 35V34H7ZM10 35V34H9ZM39 35H41V34H39ZM129 35H130V33H129ZM128 35V36H129ZM175 35V34H174ZM186 35V34H185ZM203 35V34H202ZM228 35V36H229ZM264 35V34H263ZM262 35V36H263ZM2 36V35H1ZM0 36V37H1ZM4 36V35H3ZM33 36V35H32ZM192 36V35H191ZM193 36H195L196 37V34H194ZM200 36V35H199ZM204 36V35H203ZM202 36V37H203ZM248 36H250L249 34H248ZM252 36V35H251ZM253 36H254V34H253ZM8 37V36H7ZM37 37V36H36ZM39 37H41V36H38V38ZM130 37V36H129ZM128 37V38H129ZM133 37V36H132ZM172 37V36H171ZM207 37V36H206ZM218 37V35L216 36V38ZM247 37V38H246ZM257 37V36H256ZM79 38V37H78ZM85 38H87V36L85 37ZM127 38V39H128ZM140 38V37H139ZM251 38V37H250ZM254 38H255V36H254ZM260 38V37H259ZM263 38V37H262ZM261 38V39H262ZM1 39H3L2 37H1ZM6 39V38H5ZM30 39V38H29ZM83 39V38H82ZM131 39H134V38H131ZM192 39V38H191ZM195 39V38H194ZM256 39V38H255ZM264 39V38H263ZM10 40V39H9ZM26 40V39H25ZM25 40H24V42H25ZM33 40H38L37 38H34ZM39 40H41V38L39 39ZM38 40V42H40ZM43 40V39H42ZM41 40V41H42ZM84 40V39H83ZM202 40V39H201ZM214 40V39H213ZM217 40H218V38H217ZM216 40V41H217ZM225 40H226V38H225ZM230 40V41H231ZM260 40V39H259ZM11 41V40H10ZM78 41H81V40H78ZM87 41V40H86ZM135 41H136V39H135ZM142 41V40H141ZM188 41V40H187ZM190 41V40H189ZM188 41V42H189ZM195 41V40H194ZM198 41V40H197ZM246 41V42H245ZM7 42V41H6ZM32 42H34V41H31V43ZM37 41H36V43H38ZM43 42V41H42ZM41 42V43H42ZM85 42V41H84ZM202 42V41H201ZM210 42V41H209ZM214 42V41H213ZM12 43V42H11ZM30 43V44H31ZM79 43V42H78ZM81 43V42H80ZM130 43V42H129ZM129 43H127V44H129ZM133 43V42H132ZM145 43V42H144ZM191 43V42H190ZM194 43V42H193ZM199 43V42H198ZM219 43V42H218ZM218 43H217V45H218ZM224 43H225V41H224ZM253 43H256V41L254 42L253 41ZM2 44H4V43H2ZM1 44V45H2ZM25 44H27V43H25ZM38 44H40V43H38ZM222 44V43H221ZM226 44V43H225ZM249 44V43H248ZM248 44H246L245 45V47L244 48H246V46L248 45ZM251 45H252V43H250ZM250 44H249V46H250ZM257 44V43H256ZM260 44V43H259ZM0 45V46H1ZM8 45V44H7ZM23 45V44H22ZM33 45V44H32ZM31 45V46H32ZM75 45H76V43H75ZM202 45V44H201ZM209 45H210V43H209ZM216 44H215V46H217ZM262 45V44H261ZM4 46V45H3ZM29 46V45H28ZM35 46V45H34ZM41 46V45H40ZM43 46H41L42 47V50L44 51V49H43ZM80 46V45H79ZM191 46V45H190ZM211 47H213L212 46V44L210 45ZM223 46V45H222ZM237 46V45H236ZM254 46H256V45H254ZM263 46V45H262ZM74 47H76V46H74ZM87 47V46H86ZM87 47V48H88ZM144 47V46H143ZM219 47V46H218ZM252 47H253V45L252 46H250V47H248L249 49L248 50H250V48L252 49ZM2 46L0 47V58H1V53H6L5 51H3L2 50ZM8 47H5V50L7 49ZM10 48V47H9ZM27 48V47H26ZM78 48V47H77ZM76 48V49H77ZM237 48V47H236ZM235 48V49H236ZM255 47H253V49H254ZM260 48V47H259ZM258 48V49H259ZM14 48H12V50H13ZM38 50H40V48L38 47L37 48ZM188 49V48H187ZM190 49V48H189ZM200 49V48H199ZM208 49H209V47H208ZM218 49V48H217ZM216 49V50H217ZM252 49V50H253ZM1 50L3 51V52H1ZM11 50V49H10ZM26 50V49H25ZM32 50H33V47H32ZM35 50V49H34ZM78 50V52L80 51L79 49H77ZM85 50V49H84ZM202 50H203V48H202ZM201 49L199 50V51H202ZM205 50V49H204ZM203 50V51H204ZM212 50V49H211ZM210 50V51H211ZM213 50H215V49H213ZM246 50V49H245ZM263 50V49H262ZM6 51H8V52H10L9 50H6ZM14 51H15V49H14ZM182 51V50H181ZM191 52H192V50H190ZM189 51V52H190ZM196 51V50H195ZM207 51V50H206ZM210 51H208V52H210ZM223 50H221V52H222ZM227 51V50H226ZM13 52V51H12ZM19 52V51H18ZM32 52V51H31ZM84 52V51H83ZM189 52H187V54L189 53ZM190 52V53H191ZM224 52V51H223ZM223 52H222V54H223ZM11 53V52H10ZM28 53V52H27ZM26 53V54H27ZM40 53H42V51L40 50ZM39 53V54H40ZM74 53V52H73ZM81 53H82V51H81ZM85 53V54H86ZM189 53V54H190ZM202 53V52H201ZM200 53V54H201ZM207 53V52H206ZM205 53V54H206ZM212 53V52H211ZM215 53V52H214ZM218 53V52H217ZM220 53V52H219ZM245 53V52H244ZM257 53V52H256ZM262 53V52H261ZM7 54V53H6ZM18 54V53H17ZM30 54V53H29ZM35 55H33V56H36L37 58H39L38 57V55H36V50H35V53H34ZM80 54V53H79ZM186 54V53H185ZM186 54V56H185V58H184V62L186 63L185 65V67L187 68V71H189V70H191L192 68L193 69H195L197 72H206L207 71V73L206 74H208V72H209V69L212 67V65H213V63H215V62H212L211 61V64H209V65H207L206 66V68L203 66V65H200L199 63H198V57L195 55L196 54V52H195V54H193V55H195V56H190V55H187ZM199 54V53H198ZM203 54V53H202ZM221 54V53H220ZM228 54V53H227ZM227 54L225 53V55L227 56ZM263 54V53H262ZM4 55V62L6 63V60H10V57H12L13 56V53H11L10 55H5V54H3ZM174 55V54H173ZM207 55V54H206ZM206 55H204V56H206ZM211 55V54H210ZM217 55V54H216ZM24 56V55H23ZM39 56H42L41 54L39 55ZM45 55L43 54V56L42 57H44ZM212 56V55H211ZM246 56V55H245ZM253 56H255V55H253ZM257 56V55H256ZM264 56V55H263ZM15 57V56H14ZM14 57H12V58H14ZM26 57V56H25ZM36 57H35V59H36ZM213 57V56H212ZM217 57V56H216ZM215 57V58H216ZM218 57H219V55H218ZM222 57V56H221ZM244 57V56H243ZM20 58H21V56H20ZM24 58V57H23ZM29 57L27 56V59H28ZM41 58V57H40ZM40 58H39V60L37 59L36 60V62L37 61H41V63L43 64V62H42V60H40ZM46 58V57H45ZM49 58V57H48ZM193 58H195V60H197V62L195 63L194 62V60H193ZM202 58V56H200V59ZM206 58V57H205ZM209 58V57H208ZM227 58V57H226ZM235 58V57H234ZM233 58V59H234ZM256 58V57H255ZM34 59V58H33ZM34 59V60H35ZM203 59V58H202ZM217 59V58H216ZM222 59H223V57H222ZM238 59V58H237ZM246 59V58H245ZM257 59H259V58H257ZM262 59V58H261ZM257 60V61H262V60ZM21 60V59H20ZM19 60V61H20ZM33 60V61H34ZM43 60H44V58H43ZM77 60H79V59H77ZM139 60V59H138ZM219 60V59H218ZM221 60V59H220ZM219 60V61H220ZM247 60V59H246ZM14 60L12 59V62H13ZM23 61H25V59L23 60ZM76 61V60H75ZM75 61H73V62H75ZM96 61V64L94 63ZM217 61V60H216ZM243 61V60H242ZM250 61V60H249ZM253 61V60H252ZM11 62V61H10ZM21 62V61H20ZM35 62V61H34ZM39 62H38V65L37 66H39ZM200 62V61H199ZM210 62V61H209ZM248 62V61H247ZM255 62H256V60H255ZM24 63V62H23ZM18 63V64H14V66L12 67V70H11V80H9V82L7 83V84H5V83H3V81H2V79H3V76H2V74L0 73V192L2 193V195H3V198H4V200L6 201V203H8L9 204V207H8V209H7V217L6 218H4V219H6V230H4L3 228H1V226H0V264H29L30 262H32V261H34L36 258H37V256H38V254H40V251H41V248H40V246L42 245L41 243H43V241L42 240H44L45 241V239H42V238H45V236L44 237H41L42 235H40V232H42V231H40V229H41V227H42V225H43V227H44V224H42V218H40L41 217V215H42V213L44 212L43 210H42V208L40 207V202H39V200L40 199H47L48 198V200L49 199H53V198H50V193L48 194V196H47V198L46 197H44V195H45V193H47V188H43L44 186H46L44 183L46 182V184L47 185H49V188L50 189H48V190H50L51 192H52V194L53 195H51L52 197H54V198H56L57 196H59V195H63V193H64V189H65V187H64V178L66 177V175L64 174V173H62V170H63V168H62V166H61V163H60V161H61V156H58V155H54V156H52V157H49V155L48 156H46V154L43 156V155H41V154H43V153H41L40 152V144H36L35 143V145L36 146H38L39 148H37L38 149V151H37V149H35L34 148V150L33 149H31V152L30 153H24L25 155L23 156V158L22 159H14L13 157H12V153H11V150H9L8 148H7V146L9 145V143H8V138L6 137V136H4V133L7 131V130H9V129H12V127L18 122L17 121V119H16V116L18 115V114H22L23 113V107H22V105H21V102L19 101L20 100V97L18 96V94L17 93H19V92H17L16 93V89H17V87H18V84H17V82H18V80L21 78V76L23 75V73L26 71V69L28 68V64H27V62L26 63ZM76 63V62H75ZM225 63V62H224ZM260 63H262V62H260ZM36 64V63H35ZM216 64V63H215ZM219 64V63H218ZM222 64V63H221ZM229 64V63H228ZM233 64V63H232ZM242 64V63H241ZM254 64H256V63H254ZM70 65H74V63L73 64H70ZM70 65H69V68H70ZM245 65H247V63L245 62ZM244 65V66H245ZM31 66H32V64L29 66L30 67V69H31ZM79 66H81V64L79 65ZM218 66H220V65H218ZM225 66V65H224ZM226 66H228V65H226ZM250 66H251V64L248 66L249 68H250ZM39 67V68H40ZM216 66L214 65L213 67H212V71H213V68H215ZM232 67V66H231ZM247 67V66H246ZM33 68V67H32ZM80 68V67H79ZM83 68V67H82ZM84 68V69H85ZM219 67H217V69H218ZM223 69H224V67H222ZM228 68V67H227ZM67 69H68V67H67ZM75 69V68H74ZM83 69V70H84ZM89 69V68H88ZM193 69L191 70L192 72H191V74L193 73ZM252 69V68H251ZM82 70V69H81ZM82 70V71H83ZM87 70V69H86ZM228 70V69H227ZM256 70V69H255ZM29 71V70H28ZM32 72H33V69L31 70ZM185 71V70H184ZM211 71V70H210ZM211 71V72H212ZM215 72H217L216 70H214ZM247 71H248V74H249V70L247 69ZM254 71V70H253ZM252 71V72H253ZM197 72H195V74H197ZM211 72H210V75H211ZM232 72V71H231ZM230 72V73H231ZM252 72H251V74H252ZM256 72V71H255ZM259 72V71H258ZM4 75H7L8 73H9V70H8V68H6V67H4ZM29 73V72H28ZM31 73V72H30ZM29 73V74H30ZM82 73V72H81ZM84 73H85V71H84ZM190 73V72H189ZM227 73V72H226ZM254 73V72H253ZM67 74V73H66ZM190 74V75H191ZM194 74V73H193ZM192 74V75H193ZM216 74V73H215ZM215 74H213V72H212V75H215ZM256 74H257V72H256ZM73 75V74H72ZM77 75V74H76ZM205 74H203L202 76H204ZM219 75H220V73H219ZM221 75H223V74H221ZM225 75V74H224ZM223 75V76H224ZM250 75V74H249ZM255 75V74H254ZM263 75V74H262ZM66 76V75H65ZM82 76H84L85 77V75L83 74ZM197 76H199L200 77V73H198V75ZM218 76V75H217ZM253 76V75H252ZM255 76H257V75H255ZM29 77L30 78H32L33 76L31 75H29ZM76 77H79V76H76ZM84 77H82V79H86V77L84 78ZM175 77V76H174ZM206 77H207V75H206ZM219 77V76H218ZM228 77V76H227ZM248 77V76H247ZM250 77V76H249ZM262 77V76H261ZM27 78V77H26ZM69 78V77H68ZM217 78V77H216ZM220 78V77H219ZM225 78V77H224ZM223 78V79H224ZM245 78V77H244ZM254 78V77H253ZM23 79H24V77H23ZM38 79V78H37ZM64 79H66V78H64ZM63 79V80H64ZM74 79H76V78H74ZM137 79H139L140 80V83H139V85L135 82V80H137ZM193 79V78H192ZM194 79H199V78H194ZM207 80H208V78H206ZM205 79V80H206ZM214 79H215V77H214ZM226 79V78H225ZM248 78H246V80H247ZM260 79V78H259ZM34 80V79H33ZM61 80V79H60ZM67 80V79H66ZM204 80V79H203ZM213 80V79H212ZM218 80V79H217ZM235 80V79H234ZM244 80V79H243ZM243 80H242V82H243ZM23 81V80H22ZM86 80H84V82H85ZM186 81V80H185ZM193 81H196V80H193ZM198 81H200V80H198ZM198 81H196V83H198ZM214 81V80H213ZM225 81V80H224ZM233 81V80H232ZM247 81H252V80H247ZM253 81L255 82V80L253 79ZM24 82V81H23ZM33 82V81H32ZM59 82V81H58ZM64 82V81H63ZM75 82V81H74ZM81 82V81H80ZM79 82V83H80ZM184 82V81H183ZM201 82V81H200ZM199 82V83H200ZM209 82V81H208ZM215 82V81H214ZM213 82V84H215ZM263 83L262 84H264V81H262ZM55 83V82H54ZM83 83V82H82ZM193 83V82H192ZM198 83V84H199ZM203 83H204V81L201 83L202 85H203ZM224 83V82H223ZM222 83V84H223ZM23 84V83H22ZM68 84V83H67ZM85 84H86V82H85ZM198 84H196V85H198ZM212 84V85H213ZM244 84V83H243ZM242 84V85H243ZM258 84H260L261 85V83H258ZM21 85V84H20ZM57 85V84H56ZM55 85V86H56ZM73 85V84H72ZM81 85H83V84H81ZM167 85V84H166ZM211 85V86H212ZM219 85V84H218ZM224 86H226L225 84H223ZM254 85H255V83H254ZM253 85V86H254ZM259 85V86H260ZM58 86H60V84L59 85H57V87ZM64 86H66V85H64ZM84 86V85H83ZM209 86V85H208ZM220 86V85H219ZM244 86V90L246 91V92H248L250 95H249V103H248V105H250V109H251V111H252V113H251V111H250V114H252V116H251V124H252V131L254 132V136L253 137H256L255 138V140L253 139V137H252V143L250 144V147L251 148H253V149H248V153H247V155H246V160H247V162H248V165L245 163V160H240L239 159V157H238V154H239V147H238V145H237V143L236 142H234V140H233V142L230 140V139H228L230 136H232L233 137V135H230V136H227L228 138H226L225 140H224V143H223V145L222 146H224V147H222V148H225L226 149V157H227V159H225L226 161L228 160V163L227 162H224V163H227V164H229V166H228V168L229 167H231V165H235L236 166V168H238L239 169V174H240V172H242V170H243V165H244V163L247 165V166H249V169L250 170H252L253 172H254V174H255V176H257V177H255V179L257 178V181H259L258 183H260V184H258L259 185V188L261 189L262 188V190L261 191H263L264 192V104H263V106H260V111H258V113H257V111H255L256 110V108L254 107H252V105L253 104H251L252 103V94H253V89H252V87L249 85V84H247L246 83V81H245V84L243 85ZM256 86V85H255ZM37 87V86H36ZM178 87V86H177ZM193 87H195V86H193ZM203 87V86H202ZM216 87H217V85H216ZM229 87V86H228ZM261 88H262V86H260ZM264 87V86H263ZM56 88V87H55ZM169 88V87H168ZM183 88V87H182ZM181 88V89H182ZM221 88V87H220ZM222 88H223V86H222ZM256 88H257V86H256ZM54 89V88H53ZM53 89H52V91H53ZM60 89V88H59ZM177 89H179V88H177ZM179 90V91H181L182 92V90ZM201 89H203V88H201ZM201 89H200V91H201ZM208 89V88H207ZM214 89V88H213ZM212 89V90H213ZM219 89V88H218ZM217 89V90H218ZM229 89V88H228ZM258 89V88H257ZM73 90V89H72ZM72 90H71V92H72ZM74 90H76V89H74ZM196 90H198V89H196ZM205 90V89H204ZM256 90V89H255ZM262 90V89H261ZM36 91H38V89L36 88ZM79 91V90H78ZM77 91V92H78ZM169 91V90H168ZM175 91V90H174ZM174 91H172V92H174ZM203 91V90H202ZM220 91V90H219ZM263 91V90H262ZM68 92V91H67ZM81 92V91H80ZM79 92V93H80ZM170 92V95H171V91H169ZM198 92V91H197ZM210 92H212V91H210ZM213 92H215V91H213ZM38 93H39V91H38ZM76 93V92H75ZM175 93V92H174ZM177 93H179V92H177ZM184 93V92H183ZM204 93V92H203ZM219 93V92H218ZM221 93H224L223 91L221 92ZM228 97H227V94L225 95L224 94V96H226L227 98H229V100L227 101V102H230L229 104H227V105H230V108L233 106V103H234V97H233V95H232V89L230 90L229 89V91H228ZM247 93V94H248ZM264 93V92H263ZM52 94V93H51ZM76 94H78V93H76ZM173 94V93H172ZM180 95H181V93H179ZM199 94V93H198ZM216 94V93H215ZM220 94V93H219ZM75 95V94H74ZM175 95H176V93H175ZM179 95V96H180ZM185 95V94H184ZM190 95V94H189ZM201 95V94H200ZM199 95V96H200ZM205 95H206V93H205ZM204 95V96H205ZM221 95V94H220ZM263 95V94H262ZM64 96V95H63ZM77 96V95H76ZM81 96H82V92H81ZM176 96H178V95H176ZM175 96V97H176ZM207 96H209V95H207ZM206 96V97H207ZM210 96H211V94H210ZM254 96H255V94H254ZM258 96V95H257ZM41 97V96H40ZM52 97V96H51ZM90 97V96H89ZM170 97H172V96H170ZM181 97V96H180ZM196 97V96H195ZM198 97V96H197ZM217 97V96H216ZM261 97H263V96H261ZM75 98V97H74ZM78 97H76L75 99H77ZM84 98V97H83ZM169 98V97H168ZM177 98V97H176ZM188 98V97H187ZM191 98V97H190ZM208 98V97H207ZM214 98V97H213ZM212 98V99H213ZM219 99H220V97H218ZM225 98V97H224ZM247 98V97H246ZM37 99V98H36ZM51 99V98H50ZM58 99V98H57ZM74 99V100H75ZM194 99V98H193ZM196 99V98H195ZM201 99H203V98H200V100ZM211 99V100H212ZM216 99V98H215ZM71 100V99H70ZM78 100V99H77ZM82 100H84V99H82ZM167 100V99H166ZM198 100V99H197ZM209 100V99H208ZM210 100V101H211ZM224 100V99H223ZM254 100V99H253ZM256 100H258V99H256ZM262 100V99H261ZM264 100V99H263ZM50 101V100H49ZM185 101V100H184ZM205 101V100H204ZM213 101V100H212ZM221 102L222 101V99L221 100H218V102ZM68 102V101H67ZM67 102H66V104H67ZM71 102V101H70ZM79 102V101H78ZM96 102V103H95ZM206 102V101H205ZM223 102V101H222ZM221 102V103H222ZM254 102V101H253ZM262 102V101H261ZM264 102V101H263ZM61 103V102H60ZM64 103V102H63ZM62 103V106L64 105ZM198 103V102H197ZM207 103H208V101H207ZM224 103V102H223ZM226 103V102H225ZM211 104H212V102H210V105H209V103H208V107L210 108V106H211ZM60 105V104H59ZM59 105H58V107H59ZM187 105V104H186ZM186 105L182 102V100L180 101L179 99H172L171 101H170V103H169V105H168V107H167V110H166V117H167V127L169 126V127H174V129L177 131V132H180V130H183L182 129V127L184 128V121L186 120V121H188L187 119H185V111L187 110L186 109ZM204 105V104H203ZM207 105V104H206ZM221 105V104H220ZM255 105V104H254ZM262 105V104H261ZM46 106V105H45ZM62 106H60V107H62ZM66 106V105H65ZM188 107V106H187ZM193 107V106H192ZM242 107V106H241ZM56 108V107H55ZM63 108H64V106H63ZM62 108V109H63ZM74 108H75V106H74ZM200 108V107H199ZM221 108V107H220ZM220 108H219V110H220ZM223 108V107H222ZM229 107H227V109H230ZM257 108V109H258ZM48 109V108H47ZM66 110H67V114H69V109H67V108H65ZM213 109H216V108H213ZM223 109H225V108H223ZM52 110V109H51ZM61 110V109H60ZM80 110H79V112H80ZM193 110V109H192ZM212 110V109H211ZM211 110H209V111H211ZM232 110V109H231ZM249 110V109H248ZM54 111L56 112V113H58L59 115H61L60 113L62 112H58V108H57V111L54 109ZM87 111V110H86ZM191 111V110H190ZM216 111H218V110H216ZM227 111V110H226ZM63 112H65V111H63ZM62 112V114H64ZM82 112V111H81ZM203 112V111H202ZM207 112V111H206ZM214 112H215V110H214ZM219 112V111H218ZM217 112V113H218ZM224 112H225V110H224ZM248 112V111H247ZM259 112H260V115H259ZM49 113V112H48ZM53 113V112H52ZM76 112H74V114H75ZM84 113V112H83ZM209 113V112H208ZM222 113V112H221ZM227 113V112H226ZM8 114H10L11 116L9 117V121L8 120H6L7 118H6V116L8 115ZM80 114V113H79ZM219 114V113H218ZM237 114V113H236ZM52 115H54V114H52ZM59 115H57V117H59ZM186 115H188V114H186ZM211 115V114H210ZM214 115V114H213ZM64 116H67V115H64ZM64 116H62V117H64ZM103 116V115H102ZM185 116V117H184ZM203 116V115H202ZM217 116V115H216ZM215 116V117H216ZM222 116H223V114H222ZM222 116H218L219 117V121H220V117H222ZM247 116H248V114H247ZM54 117V116H53ZM56 117V116H55ZM60 118V117H59ZM58 118V119H59ZM65 118V117H64ZM89 118V117H88ZM94 118V117H93ZM187 118V117H186ZM190 118V117H189ZM210 118V117H209ZM213 118V117H212ZM224 118V117H223ZM53 119V118H52ZM56 119V118H55ZM66 119V118H65ZM65 119H63V120H65ZM90 119V118H89ZM88 119V120H89ZM103 117H102V121H103ZM185 119V120H184ZM194 119V118H193ZM198 119V118H197ZM46 120H48V119H46ZM60 120H62V118H60ZM214 120H218L217 118L216 119H214ZM239 120V119H238ZM40 121V120H39ZM52 121V120H51ZM50 121V122H51ZM59 121V120H58ZM57 121V122H58ZM86 121V120H85ZM186 121H185V123H186ZM212 122H213V120H211ZM224 121V120H223ZM66 122V121H65ZM68 122V121H67ZM107 122H109L108 120H107ZM238 122V121H237ZM103 124H104V121L102 122ZM165 123V122H164ZM220 123V122H219ZM228 123V122H227ZM230 123V122H229ZM38 124V123H37ZM42 124V123H41ZM40 124V125H41ZM44 124H46V122L44 123ZM57 124V123H56ZM66 124H70V123H66ZM63 121H62V126L63 127H68V125H66ZM107 124V123H106ZM177 124V125H176ZM188 124H189V121H188ZM225 124H226V122H225ZM239 124V123H238ZM192 125V124H191ZM191 125L189 126L190 128H191ZM201 125V124H200ZM213 125V127H214V124H212ZM226 125H228V124H226ZM250 125V124H249ZM49 126V125H48ZM59 126V125H58ZM61 126V127H62ZM85 126V125H84ZM101 126H102V124H101ZM104 126V125H103ZM106 126V125H105ZM104 126V127H105ZM161 126H162V124H161ZM206 126H207V124H206ZM218 126V125H217ZM220 126V125H219ZM70 128L72 127L71 126V124H70V126H69ZM75 127V126H74ZM73 127V128H74ZM106 127H108V126H106ZM197 127V126H196ZM221 127H223V126H221ZM236 127V126H235ZM44 128V127H43ZM58 128H60V127H58ZM90 128H91V126H90ZM170 128V129H171ZM185 128H186V126H185ZM184 128V132L187 130V129H185ZM188 128V127H187ZM195 128V127H194ZM199 128V127H198ZM215 128V127H214ZM217 128V127H216ZM220 128V127H219ZM218 128V129H219ZM228 128H231V127H228ZM47 129V128H46ZM76 129V128H75ZM85 129V128H84ZM105 129V128H104ZM107 129V130H108ZM166 129H168V128H166ZM200 129V128H199ZM221 129V128H220ZM60 130H61V128H60ZM59 130V131H60ZM63 130V129H62ZM71 130V129H70ZM106 130V131H107ZM175 130H171V131H175ZM211 130V129H210ZM222 130V129H221ZM225 130V129H224ZM53 131V130H52ZM64 131V130H63ZM109 131V130H108ZM108 131H107V133H108ZM175 131V132H176ZM183 131H181V132H183ZM195 131V130H194ZM228 131H230L229 129H228ZM251 131V132H252ZM55 132V131H54ZM53 132V133H54ZM92 132V131H91ZM168 132H169V130H168ZM213 132V131H212ZM218 132H220V131H218ZM217 132V133H218ZM241 132V131H240ZM253 132H252V134H253ZM63 133V132H62ZM95 133V132H94ZM104 133V132H103ZM174 133V132H173ZM196 133V132H195ZM221 133V132H220ZM219 133V134H220ZM229 133V132H228ZM57 134V133H56ZM64 134V133H63ZM74 134V133H73ZM83 134V133H82ZM109 134V133H108ZM187 134H188V132H187ZM199 134H200V132H199ZM211 134V133H210ZM214 134H216V133H214ZM221 134H223V132L221 133ZM34 135H36V133L34 134ZM39 135H41L40 133H39ZM46 135V134H45ZM57 135H59V134H57ZM94 135V134H93ZM104 135H106V134H104ZM183 135V134H180V133H178V152L179 151H182V145H181V143H179V142H181V141H179L180 139H181V136ZM218 135V134H217ZM240 135V134H239ZM90 136V135H89ZM108 136V135H107ZM213 136V135H212ZM220 136V135H219ZM252 136V135H251ZM41 137V136H40ZM47 137V136H46ZM52 137V136H51ZM50 137V138H51ZM67 136H65V138H66ZM218 137V136H217ZM41 138H43V137H41ZM61 138V136L59 137V139ZM74 138H75V136H74ZM98 138H99V136H98ZM173 138V137H172ZM175 138V137H174ZM176 138V139H177ZM216 138V137H215ZM220 138V137H219ZM222 139H223V137H221ZM231 138V137H230ZM38 139V138H37ZM59 139H58V141H59ZM169 139H171L170 137H169ZM194 139V138H193ZM198 139V138H197ZM200 139V138H199ZM202 139V138H201ZM217 139V138H216ZM233 139V138H232ZM242 139V138H241ZM251 139V138H250ZM42 140V139H41ZM46 140V139H45ZM61 140H62V138H61ZM93 140V139H92ZM203 140H205V139H203ZM214 140V139H213ZM32 141V140H31ZM55 141H56V139H55ZM55 141H53V142H55ZM63 141H64V137H63ZM76 141V140H75ZM87 141V140H86ZM90 141V140H89ZM94 141H96V140H94ZM108 141V140H107ZM110 141V140H109ZM255 141V142H254ZM43 142H45V141H43ZM61 142V141H60ZM91 142V141H90ZM172 142V141H171ZM49 143V142H48ZM94 143V142H93ZM111 143V144H112ZM210 143V142H209ZM219 143V142H218ZM44 145H45V143H43ZM72 144V143H71ZM73 144H75L74 142H73ZM112 144V145H113ZM254 144V145H253ZM15 145V144H14ZM32 145V144H31ZM87 144L85 143V146H86ZM94 145V144H93ZM104 145V144H103ZM106 145V144H105ZM173 145V144H172ZM174 145H175V143H174ZM176 145H177V143H176ZM198 145V144H197ZM200 145V144H199ZM35 146V147H36ZM43 146V145H42ZM59 146V145H58ZM57 146V147H58ZM113 146V147H114ZM166 146V145H165ZM164 146V147H165ZM206 146V145H205ZM204 146V147H205ZM209 146V145H208ZM217 146V145H216ZM34 147V146H33ZM77 147V146H76ZM169 147H170V145H169ZM191 147V146H190ZM11 148H12V146H11ZM53 149H54V146L52 147ZM59 148V147H58ZM103 148V147H102ZM173 148V147H172ZM175 148V147H174ZM208 148V147H207ZM210 148V147H209ZM40 149V150H39ZM68 149V148H67ZM75 149V148H74ZM91 149V148H90ZM175 149H177V148H175ZM191 149V148H190ZM206 149V148H205ZM215 149V148H214ZM219 149V148H218ZM15 150V149H14ZM44 150V149H43ZM48 150V149H47ZM46 150V151H47ZM78 150V149H77ZM85 150V149H84ZM105 150V149H104ZM220 150V149H219ZM42 151V150H41ZM45 151V150H44ZM49 151V150H48ZM47 151V152H48ZM57 151V150H56ZM56 151H55V153H56ZM97 151V150H96ZM175 151V150H174ZM177 151V150H176ZM188 151H190V150H188ZM199 151V150H198ZM212 151V150H211ZM222 151H223V149H222ZM58 152H61V150L60 151H57V153ZM77 152V151H76ZM155 152V151H154ZM166 152V151H165ZM178 152H176V153H178ZM225 152H224V154H225ZM231 152V153H230ZM40 153V154H39ZM45 153V152H44ZM184 153V152H183ZM182 153V154H183ZM209 153H210V150H209ZM71 154V153H70ZM85 154H87V152L85 153ZM84 154V155H85ZM96 154V153H95ZM155 154V153H154ZM157 154H158V152H157ZM181 154V155H182ZM195 154H196V151L194 150V149H192L190 152H188L184 157V159L183 158H179L178 159V157H177V159L179 160V161H182L181 163L178 161V163H176V164H174L171 160H173V159H170V158H168V157H164L165 159H163V160H161L160 162H158L159 164H160V167H158V168H160L159 170H161L162 172H163V174L162 175H165L168 179H169V181L172 183V184H178V183H181V182H183V181H185V180H188L189 182L191 181V179H192V171H191V169H192V167H191V163H192V159H194V157H195ZM218 154H219V152H218ZM222 154V153H221ZM99 155V154H98ZM106 155V154H105ZM166 155V154H165ZM179 155V154H178ZM206 155V154H205ZM70 156V158H72L71 156H72V154L71 155H69ZM89 156V155H88ZM97 156V155H96ZM172 156V155H171ZM170 156V157H171ZM222 156V155H221ZM78 157V156H77ZM94 157V156H93ZM100 157H101V155H100ZM209 157H210V155H209ZM84 158V157H83ZM96 158V157H95ZM103 158V157H102ZM112 158V157H111ZM220 158V157H219ZM223 158H225L224 156H223ZM77 159V158H76ZM101 159V158H100ZM202 159V158H201ZM210 159H213V158H210ZM242 159H244V157H242ZM69 160H71V159H69ZM73 160V159H72ZM84 160V159H83ZM86 160V159H85ZM223 160V159H222ZM225 160H223V161H225ZM76 161V160H75ZM79 161H81V159L79 160ZM79 161H78V163H79ZM87 161H88V159H87ZM93 161V160H92ZM100 161H102V160H100ZM111 161V162H112ZM157 161H159V160H157ZM194 161V160H193ZM216 161H218V160H216ZM72 162V161H71ZM96 162H97V160H96ZM106 162V161H105ZM75 163V162H74ZM86 163H88V162H86ZM202 163V162H201ZM72 165H73V163H71ZM97 164V163H96ZM221 164V163H220ZM63 165V164H62ZM211 165H212V163H211ZM216 165V164H215ZM219 165V164H218ZM222 165V164H221ZM220 165V166H221ZM225 165V164H224ZM70 166V165H69ZM74 166L77 168V169H79L80 170V168L78 167V166H80L79 164H74ZM73 166V167H74ZM82 166V165H81ZM94 166V165H93ZM108 166H110V165H108ZM219 166V167H220ZM63 167H64V165H63ZM99 167V166H98ZM97 167V168H98ZM223 167H225V166H223ZM88 168H90V167H88ZM107 168V167H106ZM110 168V167H109ZM113 168V167H112ZM111 168V169H112ZM213 168V167H212ZM226 168H227V166H226ZM84 170H83V172L85 171V167L83 168ZM101 169V168H100ZM104 169V168H103ZM199 169V168H198ZM204 169V168H203ZM208 169V168H207ZM214 169V168H213ZM233 169V168H232ZM79 170H77L78 172H79ZM109 170V169H108ZM107 170V171H108ZM113 170H115V169H113ZM194 170V169H193ZM210 170V169H209ZM215 170V169H214ZM222 170H224V169H222ZM227 170V169H226ZM231 170V169H230ZM81 171V170H80ZM89 171V170H88ZM200 171V170H199ZM203 171H205V170H203ZM207 171V170H206ZM217 170H215V172H216ZM219 171V170H218ZM232 171H234V170H232ZM236 171V170H235ZM69 171H67V173H68ZM100 172V171H99ZM208 173H209V171H207ZM206 172V173H207ZM228 172V171H227ZM237 172V171H236ZM88 173V172H87ZM113 173V174H114ZM198 173V172H197ZM207 173V174H208ZM211 173V172H210ZM214 173V172H213ZM212 173V174H213ZM221 173V172H220ZM223 173V172H222ZM230 173H231V171H230ZM73 174H75V172L73 171ZM157 174V173H156ZM160 174V175H161ZM247 174V173H246ZM250 174V173H249ZM75 175H77V174H75ZM75 175H72V173L70 172L67 176L69 177V178H72V176H73V178L72 179H74V177H75V181H76V177L77 176H75ZM106 175V178H107V182H112L114 179H115V177H114V179H113V175H112V173L111 172H108V173H106L105 174ZM210 175V174H209ZM216 175V174H215ZM223 175V174H222ZM236 175H238V174H236ZM84 176V175H83ZM206 176V175H205ZM212 176H214V174L212 175ZM232 176V175H231ZM240 176L242 177V175L240 174ZM246 176V175H245ZM244 176V180H242L241 178V183L239 184V183H236V181H233L232 180V185H234V187H235V190H234V192L232 193V199L233 200H236V202L238 203L236 206H231V207H233L232 209H230V211H229V213H231V215H229V217H228V219L229 218H231V220L233 219V221H234V223H233V225H230L229 224V226L227 227V230H224V231H219V232H217L216 230L218 229V226L220 225V224H218V223H220V219H218V218H221V216L222 215H224V213L226 212V211H228V208H226L227 206H225L226 204L227 205H229L227 202H229V201H225L224 199H226L225 198V196H223L222 197V201L221 202H226V204H224L223 206H222V204L221 205H218V204H216L217 202H215V204L212 202V204H214V205H212V204H208L209 206H210V209L209 210H207L208 212H211V213H206V215H209V217L212 219L215 215V218L214 219H216L217 217V220H219V222L217 223V221L216 220H211L212 221V223H211V221H210V223H209V218H203V219H197L196 221H197V223L193 226V228H191V230L190 231H188V232H186L187 234H185L184 233V237L186 238H188V244H190V243H192L191 245H193V246H195V248H196V253L194 254V256L196 255V254H198V256H197V258H196V256H195V258L196 259H194V260H197L196 261V263H195V261H194V263L195 264H200V261H201V258H199V254H200V257H201V255H202V257H205V255H207V254H209L210 255V257H212V258H214L213 256L215 255L216 257L218 256L219 258H218V262H219V259H220V257L222 258V257H224V258H226V257H229V255H230V258L232 257L233 258V256H231V255H233L234 254V252H233V249L235 248V250H241L242 252H243V244L248 240H250L249 238H247V236H253L251 233H254V232H252V231H250L249 232V230H252L251 228H250V226H249V224H248V226H247V228L249 227V230H248V232H247V230H246V227L245 226H242V224H240L241 225V227H239V224L237 223V222H239L240 221V219H239V221L237 220V217H239V214L237 215V213H238V210H240L239 208L241 207V204L243 203V204H245L247 201H250L249 202V204L251 203L252 205H251V207H253L251 210H252V215L253 216H256V214H257V211H256V203H255V200H254V198H255V194H256V190H255V188H254V186L252 187L251 185V183H250V181L247 179L248 177L246 176L245 177ZM254 176V175H253ZM67 177V178H68ZM250 177V176H249ZM82 178H84V177H82ZM81 178V179H82ZM97 178V177H96ZM96 178H94V177H92V179H96ZM117 178V177H116ZM162 178V177H161ZM198 178H199V176H198ZM209 178V177H208ZM212 178V177H211ZM214 178V177H213ZM212 178V179H213ZM223 178V177H222ZM237 178V177H236ZM80 179V180H81ZM113 179V180H112ZM194 179H195V176H194ZM205 179V178H204ZM215 179V178H214ZM226 179H227V177H226ZM234 179H235V176H234ZM240 179H239V181H240ZM67 180H69V179H67ZM90 180V179H89ZM118 180V179H117ZM165 180V179H164ZM197 180V179H196ZM237 180V179H236ZM69 181H71V180H69ZM72 181H74V180H72ZM88 181V180H87ZM114 181H116V180H114ZM114 181L112 182V183H114ZM193 181H195V180H193ZM198 181V180H197ZM211 181V180H210ZM90 182V181H89ZM215 182V181H214ZM225 182V181H224ZM229 182V181H228ZM72 182H70L69 184H71ZM74 183V182H73ZM78 183V182H77ZM76 183V184H77ZM91 183H92V180H91ZM43 184H44V186H43ZM105 184V183H104ZM119 184V183H118ZM214 184V183H213ZM254 184V183H253ZM82 185V184H81ZM92 185V184H91ZM94 185V184H93ZM117 185V184H116ZM115 185V186H116ZM125 185V184H124ZM196 185V184H195ZM202 185H203V183H202ZM224 185V184H223ZM257 185V186H258ZM95 186V185H94ZM99 186V185H98ZM109 186V185H108ZM114 185H112V187H113ZM206 186V185H205ZM208 186V185H207ZM47 187V186H46ZM105 187V186H104ZM189 187V186H188ZM233 187V186H232ZM111 188V187H110ZM122 188V187H121ZM126 187L124 186L123 187V189H125ZM128 188V187H127ZM223 188V187H222ZM67 189H68V187H67ZM80 189V188H79ZM104 189V188H103ZM122 189V190H123ZM183 189V188H182ZM205 189V188H204ZM211 189V188H210ZM227 189V188H226ZM44 190H46V191H44ZM77 190H78V188H77ZM109 190V189H108ZM221 190V189H220ZM224 190V189H223ZM255 190V191H254ZM259 190V189H258ZM73 191V190H72ZM74 191H76V189L74 190ZM81 191V190H80ZM97 191V190H96ZM105 191V190H104ZM194 191V190H193ZM209 191V190H208ZM226 190H224V192H225ZM228 191V190H227ZM231 191H233V190H231ZM231 191H229V192H231ZM71 191H69V193H70ZM94 192V191H93ZM99 192V191H98ZM98 192H96V193H98ZM110 192V191H109ZM123 192V191H122ZM125 192V191H124ZM211 192V191H210ZM223 192V191H222ZM221 192V193H222ZM223 192V193H224ZM73 193V192H72ZM78 193H79V191H78ZM100 193V192H99ZM116 193H117V191H116ZM129 193V194H130ZM185 193V192H184ZM260 193V192H259ZM262 193V192H261ZM74 194V193H73ZM83 194V193H82ZM186 194V193H185ZM72 195V194H71ZM70 195V196H71ZM77 195V194H76ZM88 195V194H87ZM117 195H119V194H117ZM127 195V194H126ZM226 195H227V193H226ZM230 195V194H229ZM112 196H113V194H112ZM210 196V195H209ZM217 196V198H218V195H216ZM215 195H214V197H216ZM98 197V196H97ZM193 197V196H192ZM208 197V196H207ZM258 197V196H257ZM262 197V196H261ZM3 198H2V201H3ZM83 198V197H82ZM118 198V197H117ZM129 198V197H128ZM131 198V197H130ZM212 198H213V196H212ZM211 198V199H212ZM219 198H220V196H219ZM218 198V201H220V199ZM228 198V197H227ZM98 199V198H97ZM151 199V198H150ZM211 199H210V201H211ZM214 199V198H213ZM232 199H229V200H232ZM1 200V199H0ZM72 200V199H71ZM80 200V199H79ZM128 200V199H127ZM149 200V199H148ZM173 200V199H172ZM175 200H176V198H175ZM243 200H247L245 203L244 202H242ZM43 201V200H42ZM49 201H51V200H49ZM81 201V200H80ZM100 201V200H99ZM118 201V200H117ZM184 201V200H183ZM205 201V200H204ZM209 201V200H208ZM213 201V200H212ZM217 201V200H216ZM54 202H55V199H54ZM88 202V201H87ZM92 202V201H91ZM112 202V201H111ZM110 202V203H111ZM2 203V202H1ZM0 203V205H1V207L2 206H5V205H3V203L1 204ZM5 203V202H4ZM76 203V202H75ZM117 203V202H116ZM70 204V203H69ZM84 204V203H83ZM184 205H185V203H183ZM193 204V203H192ZM206 204H207V202H206ZM242 204V205H243ZM90 205V204H89ZM111 205V204H110ZM119 205V204H118ZM195 205V204H194ZM204 205L205 204H203L202 205V207H204ZM246 205H247V203H246ZM43 206H45V205H43ZM55 206V205H54ZM54 206H52V207H54ZM58 205H56V207H57ZM67 205H66V202H62V205H61V207L62 208H60V209H63V211L64 212H66L65 210H66V207ZM69 206V205H68ZM71 206V205H70ZM75 206V205H74ZM95 206V205H94ZM219 206H222L221 208L219 207ZM55 207V210H57V208ZM72 207H73V205H72ZM77 207V206H76ZM76 207L74 208V209H76ZM85 207V206H84ZM111 207V206H110ZM123 207V206H122ZM181 207H182V205H181ZM185 207V206H184ZM207 207V206H206ZM218 207L220 208V209H218ZM245 207V206H244ZM244 207H242V209L244 208ZM250 206H248V208H251ZM49 208V207H48ZM47 208V209H48ZM113 208V207H112ZM115 208V207H114ZM177 208V207H176ZM208 208V207H207ZM226 208V209H225ZM229 208H230V206H229ZM258 208V207H257ZM2 209V208H1ZM44 209V208H43ZM50 209H52V208H50ZM54 209V208H53ZM93 209V208H92ZM147 209V208H146ZM203 209H205V208H203ZM224 209L226 210L225 212H224ZM241 209V210H242ZM244 209H246V208H244ZM243 209V210H244ZM4 210V209H3ZM6 210V209H5ZM45 210V209H44ZM71 210V209H70ZM79 210V209H78ZM88 210V209H87ZM97 210V209H96ZM126 210V209H125ZM237 210V211H236ZM249 210V209H248ZM251 210L250 211H248V212H251ZM49 212L51 211V210H48ZM47 211V212H48ZM62 211V212H63ZM92 211V210H91ZM185 211V210H184ZM191 211V210H190ZM194 211V210H193ZM247 211V210H246ZM53 212H55V211H53ZM57 212V211H56ZM64 212L63 213H61V215L62 214H64ZM115 212V210L113 211V213ZM130 212V211H129ZM178 212H179V210H178ZM186 212V211H185ZM185 212L183 213V214H185ZM198 213V211H195V213ZM204 212L205 211H203V215H204ZM224 212V213H223ZM237 212V213H236ZM240 212V211H239ZM76 213V212H75ZM78 213V212H77ZM76 213V214H77ZM125 213V212H124ZM174 213V212H173ZM196 213V214H197ZM222 213V214H221ZM241 213V212H240ZM260 213V212H259ZM51 214V213H50ZM85 214V213H84ZM100 214V213H99ZM218 214V215H217ZM226 214V213H225ZM242 214V213H241ZM249 214V213H248ZM46 215V214H45ZM47 215H48V213H47ZM53 215V214H52ZM86 215V214H85ZM91 215V214H90ZM167 215V214H166ZM174 215V214H173ZM180 215V214H179ZM179 215H177V216H179ZM189 215V214H188ZM188 215H186V216H188ZM198 215V214H197ZM202 215V216H203ZM219 215H221V216H219ZM227 215V214H226ZM249 215H251V214H249ZM258 215V214H257ZM72 216V215H71ZM79 216V215H78ZM78 216H76V218L78 217ZM82 216V215H81ZM112 216H113V214H112ZM128 216V215H127ZM147 216H146V218H147ZM184 216V215H183ZM185 216V217H186ZM205 216V215H204ZM247 216V215H246ZM260 216V215H259ZM45 216L43 215V218H44ZM47 217V216H46ZM48 217H49V215H48ZM51 217V216H50ZM61 217H63V216H61ZM109 217V216H108ZM149 217V216H148ZM181 217V216H180ZM191 217V216H190ZM197 217V216H196ZM200 217V216H199ZM208 217V216H207ZM224 217V216H223ZM233 217V218H232ZM241 217H242V215H241ZM264 217V216H263ZM79 218V217H78ZM81 218V217H80ZM198 218V217H197ZM225 218H227V217H225ZM245 218V217H244ZM249 218H251V217H249ZM248 218V219H249ZM254 219H255V217H253ZM259 218V217H258ZM47 219V218H46ZM53 219V218H52ZM64 219H65V217H64ZM63 219V220H64ZM73 219V218H72ZM94 219V218H93ZM131 219H130V224H131ZM140 219H142V220H140ZM184 219V218H183ZM193 219V218H192ZM222 219V218H221ZM224 219V218H223ZM223 219H222V221H223ZM242 219H243V217H242ZM246 219H247V217H246ZM58 220V219H57ZM68 220V219H67ZM66 219H65V221H67ZM121 220V219H120ZM185 220V219H184ZM188 220V219H187ZM208 220V221H207ZM250 220V219H249ZM256 221H257V216H256V219H255ZM255 220H254V222H255ZM89 221V220H88ZM100 221V220H99ZM103 221V220H102ZM101 221V222H102ZM123 221V220H122ZM142 221V222H141ZM193 221V220H192ZM215 221V222H214ZM225 221V220H224ZM223 221V222H224ZM242 221H244V220H241V222ZM253 221V220H252ZM44 222H45V220H44ZM47 222V221H46ZM59 222V221H58ZM71 222H72V220H71ZM78 222V221H77ZM79 222H80V220H79ZM97 222V221H96ZM208 222V223H207ZM230 222V221H229ZM228 222V223H229ZM240 222V223H241ZM254 222H251V223H254ZM60 223V222H59ZM67 223H68V221H67ZM116 224H117V222H115ZM182 223H183V221H182ZM207 223V225L206 226H204L205 224ZM245 223H246V221H245ZM250 223V225L251 226H254V225H252ZM261 223V227H260V229L263 231L261 234H263V235H261V234H259V235H261V237L263 236L264 237V218H261V222L259 221V223H257L258 225ZM50 224V223H49ZM61 224V223H60ZM70 224H72L73 225V222L72 223H70ZM82 224V223H81ZM104 224V223H103ZM106 224H109L108 222L106 223ZM111 224V223H110ZM180 224V223H179ZM222 224V223H221ZM227 224V223H226ZM145 225V224H144ZM149 225V224H148ZM178 225V224H177ZM225 225V224H224ZM55 226V225H54ZM56 226H57V224H56ZM87 226V225H86ZM103 226V225H102ZM111 226H114V225H112L111 224ZM111 226H107L108 227V229L109 228H111ZM184 226V225H183ZM186 226H188V224L186 225ZM185 226V227H186ZM189 226H190V223H189ZM226 226V225H225ZM42 227V228H43ZM67 227V226H66ZM73 227H75V225H73ZM84 227V226H83ZM94 227H96V226H94ZM145 227V226H144ZM174 227V226H173ZM207 227V228H206ZM255 227H256V225H255ZM106 228V227H105ZM118 228V227H117ZM152 228V227H151ZM190 228V227H189ZM206 228V229H205ZM72 229V228H71ZM75 229H77V228H75ZM84 229V228H83ZM83 229H81V232H82V230ZM107 229V228H106ZM111 229H113V228H111ZM149 229V228H148ZM256 229V228H255ZM258 229V228H257ZM68 230H69V227H68ZM95 230H97L98 231V229H95ZM101 230V229H100ZM147 230V229H146ZM153 230V229H152ZM168 230V229H167ZM176 230V229H175ZM180 230V229H179ZM181 230H183V229H181ZM187 230V229H186ZM254 230V229H253ZM260 230V231H261ZM57 231V230H56ZM70 231H72V230H70ZM69 231V232H70ZM76 231V230H75ZM80 231V230H79ZM88 231V230H87ZM123 231V230H122ZM148 231V230H147ZM150 231V230H149ZM164 231V230H163ZM174 231V230H173ZM259 231V230H258ZM49 232V231H48ZM59 232V231H58ZM68 232V231H67ZM65 233L66 234V237H70V234L71 233ZM73 232V231H72ZM80 232V233H81ZM89 232V231H88ZM93 232V231H92ZM103 231L101 230V233H102ZM104 232H105V230H104ZM112 232H113V230H112ZM115 232V231H114ZM113 232V233H114ZM128 232V231H127ZM61 233H63L64 234V232H61ZM107 234H108V232H106ZM111 233V232H110ZM174 233H176V231L174 232ZM173 233V234H174ZM183 233V232H182ZM208 233H211V234H209L208 235ZM258 233H260V232H258ZM257 233V234H258ZM55 234V233H54ZM57 234V233H56ZM83 234V232L81 233V235ZM89 234L90 235H92V233L91 232H89ZM87 235V234H85L84 233V235L86 236V237H84L83 235V238H85L84 239V242L81 244V246H82V248H83V250L82 251H84V253L85 254H91L92 255V257H93V259L92 260H95V257H98L99 256V254H103V248L101 249V247H102V244H103V242H104V240L105 239H101V241H102V244H101V241H100V237L101 236H97V237H99V238H96V236H95V238H92V237H90V235ZM97 234V233H96ZM99 234V233H98ZM106 234V235H107ZM155 234V233H154ZM255 234H256V232H255ZM72 235H73V233H72ZM76 235L78 236L79 234H77L76 233ZM94 235V234H93ZM101 235V234H100ZM105 235V238L109 235H107L106 236ZM57 236V235H56ZM61 236H62V234H61ZM61 236H59L60 238H61ZM125 236V235H124ZM152 236V235H151ZM174 236H176V234L174 235ZM177 236H179V234H177ZM176 236V237H177ZM256 236V235H255ZM49 237V236H48ZM73 237V236H72ZM110 237V236H109ZM113 237V236H112ZM244 237H246L247 238V240L245 241V242H243L244 240H245V238ZM257 237V236H256ZM63 238V237H62ZM65 238V237H64ZM101 238H103V237H101ZM150 238V237H149ZM184 238V239H185ZM52 239V238H51ZM58 239V238H57ZM78 239H79V237H78ZM77 239V240H78ZM155 239H156V237H155ZM178 239H179V237H178ZM229 239V241H230V239H231V242L233 243L232 245H234V247L233 248H231L229 245H228V243H227V240ZM253 239H255L254 237H253ZM76 240V239H75ZM75 240H72L73 242H75ZM110 240V239H109ZM187 240V239H186ZM257 240V239H256ZM61 241V240H60ZM105 241H108L107 240V238H106V240ZM123 241V240H122ZM121 241V242H122ZM175 241V240H174ZM228 241V242H229ZM248 241H247V243H248ZM258 241H260V240H258ZM62 242V241H61ZM111 242H112V240H111ZM152 242V241H151ZM157 242V241H156ZM181 242H182V240H181ZM185 242V241H184ZM254 242V241H253ZM256 242V241H255ZM107 243V242H106ZM109 243V242H108ZM123 243V242H122ZM148 243H149V240H148ZM236 243L238 244V246H236ZM251 243H252V241H251ZM258 243V242H257ZM263 243V242H262ZM50 244V243H49ZM48 244V245H49ZM67 244V243H66ZM161 244H162V242H161ZM182 244V243H181ZM188 244H187V247H188ZM231 244V243H230ZM253 244V243H252ZM259 244V243H258ZM47 245V244H46ZM53 245V244H52ZM64 245V244H63ZM119 245V244H118ZM128 245V244H127ZM153 245V244H152ZM151 245V246H152ZM184 245V244H183ZM244 245H246V243L244 244ZM254 246H255V244H253ZM70 246V245H69ZM106 246V245H105ZM129 246V245H128ZM149 246H150V244H149ZM181 246V245H180ZM251 246V245H250ZM253 246V247H254ZM260 246H262V245H260ZM42 247V246H41ZM44 247V246H43ZM57 247V246H56ZM65 247V246H64ZM121 247V246H120ZM179 247V246H178ZM248 247V246H247ZM249 248V249H246L247 250V252H245V253H240V254H237V255H240L239 256V258H238V256H237V262L236 263H234V264H258V262H259V264H264V252L262 251L263 249H261L260 250V248L259 249H257V248ZM49 248V246L47 247V249ZM111 248V247H110ZM180 248V247H179ZM189 248V247H188ZM188 248L186 249V250H188ZM238 248V249H237ZM243 248V249H242ZM46 249V248H45ZM63 249V248H62ZM125 249V248H124ZM151 249H152V247H151ZM150 249V250H151ZM170 249V248H169ZM190 249H192V247H190ZM194 249V248H193ZM53 250V249H52ZM68 250H70L69 248H68ZM67 250V251H68ZM79 250V249H78ZM111 250V249H110ZM122 250V249H121ZM133 250H134V248H133ZM234 250V251H235ZM44 251V250H43ZM46 251V250H45ZM50 251V250H49ZM73 252H74V250H72ZM76 251H77V249H76ZM115 251V250H114ZM113 251V252H114ZM169 251V250H168ZM191 251H193V250H191ZM190 251V252H191ZM240 251V252H241ZM245 251V250H244ZM55 252V251H54ZM57 252H58V250H57ZM116 252V251H115ZM118 252V251H117ZM117 252H116V254H117ZM165 253H166V251H164ZM175 252V251H174ZM187 252V251H186ZM189 252V251H188ZM45 253V252H44ZM65 253H67V252H65ZM69 253V255H70V252H68ZM72 253V252H71ZM112 253V252H111ZM152 253V252H151ZM156 253V252H155ZM48 254V253H47ZM47 254L45 255V256H47ZM51 255H52V253H50ZM59 254V253H58ZM62 254V253H61ZM75 254V253H74ZM115 254V253H114ZM129 254V253H128ZM127 254V255H128ZM191 254V253H190ZM50 255V256H51ZM73 255V254H72ZM88 255V256H89ZM108 255V254H107ZM152 255V254H151ZM176 255V254H175ZM187 255V254H186ZM213 255V256H212ZM236 255V254H235ZM54 256V255H53ZM53 256H52V260L54 259L53 258ZM67 256V255H66ZM75 256H76V254H75ZM83 256V255H82ZM104 256V255H103ZM164 256H165V254H164ZM169 256H170V258L172 257L171 255H169V252H167L166 253V260H164L165 262V264H172V262L173 261H171L170 259H169ZM176 256H178V255H176ZM39 257V256H38ZM74 257V256H73ZM106 257V256H105ZM127 257V256H126ZM138 257V256H137ZM136 257V258H137ZM186 257V256H185ZM70 258H71V256H70ZM69 258V259H70ZM90 258V257H89ZM110 258V257H109ZM112 258V257H111ZM110 258V259H111ZM177 258H179V257H177ZM190 258V257H189ZM188 258V259H189ZM193 258V257H192ZM211 258V259H212ZM231 258V259H232ZM47 259L49 260V258H48V256H47ZM113 259H114V257H113ZM150 259H152V258H150ZM173 259V258H172ZM191 259V258H190ZM199 259H200V261H199ZM217 259V258H216ZM216 259H214L215 261H216V263H217V260ZM227 259H229V258H227ZM37 260V259H36ZM43 261L44 260H46V259H42ZM41 260V261H42ZM47 260V261H48ZM51 259L49 260V262L50 261H52ZM59 260V259H58ZM65 260V259H64ZM91 260V259H90ZM109 260V259H108ZM122 260V259H121ZM162 260V259H161ZM180 260V259H179ZM204 260V259H203ZM47 261H45V262H47ZM124 261V260H123ZM159 261V260H158ZM190 261V260H189ZM221 261V260H220ZM233 262H235L234 261V259L232 260ZM35 262V261H34ZM39 262V261H38ZM37 262V263H38ZM62 262H63V260H62ZM69 262V261H68ZM67 262V263H68ZM73 262V260L71 261V262H69V263H72ZM84 262V261H83ZM101 262V261H100ZM188 262V261H187ZM186 262V263H187ZM192 262V261H191ZM202 262V261H201ZM233 262H232V264H233ZM40 263V262H39ZM56 263V262H55ZM92 263V262H91ZM135 263V262H134ZM153 263V262H152ZM151 263V264H152ZM156 263V262H155ZM161 263V262H160ZM159 263V264H160ZM185 263V264H186ZM193 263V264H194ZM213 263V262H212ZM45 264V263H44ZM50 264H51V262H50ZM53 264V263H52ZM64 264V263H63ZM73 264V263H72ZM113 264V263H112ZM162 264V263H161ZM179 264H181V263H179ZM184 264V263H183ZM188 264V263H187ZM190 264V263H189ZM202 264V263H201ZM220 264V263H219ZM222 264H225V263H223L222 262ZM230 264V263H229Z\"/></svg>",
	"mask_w": 264,
	"mask_h": 264
}]
</instances>
